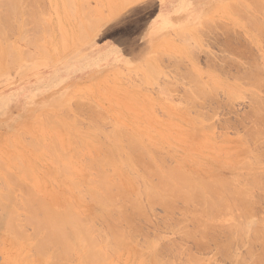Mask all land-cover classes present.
<instances>
[{
  "label": "rangeland",
  "instance_id": "rangeland-1",
  "mask_svg": "<svg viewBox=\"0 0 264 264\" xmlns=\"http://www.w3.org/2000/svg\"><path fill=\"white\" fill-rule=\"evenodd\" d=\"M20 1L23 2L22 6L29 7L28 4L31 5V3L28 2L29 0H27V1L26 0L25 1L19 0V2ZM35 1L33 0L32 3L34 5H37L38 0L36 1V3H34ZM65 1H67V0H41L40 1L41 3L38 4L39 5V7L37 6L38 10L40 8L43 11V13L40 10L39 14L41 16L40 15L39 16L37 15V16L42 17V21L44 22V28L46 26L45 24H47L48 30L47 29H45V30L48 31V34L46 33L47 31L44 32L45 30L43 29V24H42L40 18H39V20L41 23L39 22V20L37 21L35 19L37 17L36 15H35L36 16L35 18L33 17L34 15L31 16V14H33V13H36V12L38 13L37 8H36V12L34 10L36 6L34 7V9H32L33 4L31 5L32 7L30 8L33 10L32 11L33 13H31V11H29V9L26 10L25 7L24 8L26 11L24 10V12H23L22 9L20 11V8L22 7V6L20 7V5L22 3L20 2V4H18L19 2L17 1V3H15V4H18L17 7H19V9H18L19 15H18V17H16V19H17L16 21L14 19L18 13L16 14L14 12L15 16L12 13H10L8 15V16H10V18L13 16L11 19L7 18L10 20L13 19L12 22H10V20L8 21V23L10 22L9 24L12 23L9 27H7L9 24L7 26L4 25L5 23L7 24V22L3 23L5 21L4 17L1 18L3 14L0 15V32L2 33V34L0 33V36H2V39H3V36H6V38L4 37L5 40L8 38L7 42L3 39V40H1L3 42V44H2V42L0 44V54H1L0 55V137H2V138L7 137V139L6 138L5 139L9 141V143L6 140L4 141L3 139H2L3 142L0 141V154L2 153V155H0V165H2V163H4V162L5 163L9 162V164L7 163V165L4 164L0 167L2 168L3 172L7 171L11 175L14 174V176H15L14 179L16 178L18 180L17 182H19V184H20V185H17L18 188L16 186V189H15L18 191H14L13 190L14 188H12L14 185H10V186H8V185L11 183L10 181H13L12 183L15 184L14 182L16 180L14 181V179L11 177L12 180L9 179V182H10L9 183L7 178H4V177H6L5 175H8L7 177H10L9 174L5 172L6 174L4 173L5 174L4 175L2 170L0 169L1 170L0 177L2 178V181H5V180L7 181L5 183L0 182V184L3 185L6 183L7 184L9 183L8 185H3L2 189L0 188V191L4 192L5 191L4 188H5L6 190H8V192L6 191L7 197L8 196L10 197V195H11L12 196L11 198L16 199V201L21 200V198L24 197L23 194H25V198H26L24 200L25 206L23 205V203H21V201H19V204L21 203L19 205L18 201H17V204L19 205V206L17 205L18 210L16 209V207H17L16 206L15 208H13L16 210H14V213L12 212V214L17 216L18 224L22 225L20 227H23V229L19 228L18 230H22L21 231L22 233H24L23 231H25V234H27L29 236L33 235L32 237H35L34 239L33 238L28 239L29 237H27V239H26L24 234L20 233L19 236H17L20 231H18V232L16 231L15 234H17V235H12L11 237L15 236L16 239H17V237H18V239H20V236H21V238L26 239V241L30 242V240H31V242H30L31 245L28 242H24L23 239H20L23 241V244H22V241H20V240H16L15 241L16 243L14 242L15 244L10 243L11 241H14L13 239H15V238H13V239L10 238V234H12V232L14 233V231H12L11 233H10V231L13 229L14 230L17 229V228H15L18 226V224L16 223L17 220H12V222L14 221L15 225L16 224L17 225L15 226L13 224L14 227H12V229L10 226V230L8 229L7 224L3 223L4 224L3 226L5 227V230H4V227L0 223V226H2V229H0V230H2V231L4 230L3 232L0 231V237H1L0 238V264H26V263L36 264L37 262H39V259L42 258L41 256L43 254H44V257L40 260V262L38 264H42V263L43 264H49L48 261L53 258V257L50 258L51 252L53 254L52 248H50L51 252L48 253V251H49V249H48V250L44 251V253L42 255H40V253L37 250H35V248H33L32 249L33 252H31L30 248L32 247V245L36 241L35 239L38 236V235H36V234H38V231L35 230L36 226H33V225L29 224V221L28 222L26 221L30 214L28 213L27 214L28 217L25 218L27 215H26V213H24V211L29 212V211H26L28 209V208H26L27 207L26 201H28L27 196L29 197V195H26V194L31 192L30 190H32V192H34L35 195L38 196L37 199L39 198L41 200V198H42L41 203H44L47 200L46 202H48V205L44 203L45 205H47V207H49L51 205L49 203V201L52 203V198L54 199V197H52V195H55V197L57 196L55 201H53L56 203L52 204L54 207L53 206L51 208L49 207L50 209L54 208L56 211L57 210L66 211L67 209L66 210H63V209L66 208L70 203L67 201V199L70 201H73L74 203L72 202L68 206V208H71V207H73V208H71L69 210H71L72 212L74 211L73 213L76 214L81 221L86 222V219L90 220L89 224L91 222V225H89V226L91 227V230L94 233V234L93 233L92 234L94 236H97L99 239L103 238V235H106V233L108 232L107 229H105V228H107V226H106L105 222L103 221L104 219L101 220L102 219L101 217L99 219V217H97L98 214L96 215L97 218L95 217L96 219L90 218V217H88V215H86V213L90 212L88 214H90V216L93 217V216H95L94 212H95V214L100 213V211L105 208V205L100 203V202H98V203L102 206H100L99 204L96 205L97 203L95 204L96 205L95 206L94 203L96 202V200L98 198L94 197L93 195H91V193L89 194V192H88V190L90 191V189L92 190V188L95 189L94 191H96V192L98 190L99 193H101L103 191L102 188L100 189L101 186L99 185L98 181H97L98 184H95L96 185V187H95V186H93L94 185L93 182H92V186H91V183L87 184V183H89L90 180L87 181V179H86V178H89L92 181L95 179V181H96L97 180L96 177L99 176V174L102 175V173H103V176H105V177L107 175L108 179H107V177L105 179L109 181V182L107 181L109 184V190L114 191V192L112 191L111 193L113 194V196H115V198H116L115 194L120 192L122 189L124 190V188L126 187L125 188L126 191L124 190V192H123V190H122V193L129 195L128 199L126 197L124 198L126 201V202L124 201L125 202L124 208H126L127 210H125L123 208V205H122L123 203L122 204L119 203V202H123L120 199H118L119 197L117 198V200L119 202H118V204L116 202V204L118 206L119 205L122 206L121 208L124 209L125 212L126 211L128 212L129 210L131 211V212L130 211L128 212L129 214H127V217L129 218L128 215L131 216L133 221L131 220V218H129V219L134 223V224L131 223V226L132 227L135 226L134 228H136L135 229L136 232L135 231H133V233L129 232L130 234L131 233L135 234L134 238H133V235H130V238L132 236V239H133V240H131V244H133V245L129 244L130 242L127 243V245L125 243V240H124L125 238L127 241H129V238H128L129 233L128 234L126 233L127 235L125 236V238H121V240L122 239L124 240L123 244H125L126 246L123 245L121 241L120 242L119 241H116V242L110 241L109 243L106 244L109 247L113 248V251L116 250L115 248H118V252H117V250H116V252H111L112 255H110V256H109V254H111L110 253L111 248H109L110 250H108V248H107V251H109V252H107L106 250L103 249V248H105L103 246H106L105 243H102V244L100 243V245L98 244V248L99 247L101 248V246L103 247L102 250L99 248L100 251H103V253L106 254V256H105V254H103L101 252V256L99 258L100 259L103 258L104 261L106 260V258H107V260L109 259L106 264H139L140 262H141L140 264H142V263L153 264V262H154L152 259L153 256L151 257V255H153L152 254L153 252L151 253V251H154L155 250L154 248H156V247L159 251H161L160 255L158 253V256H160V257H157V259L159 260V258H160L162 264H168V263L169 264H183V263L184 264H239V263L243 264L244 262H245L244 264H256L255 259H252V257L257 255L258 253L262 254L260 252L264 253V251H263L264 250V246H263L264 245V237H263L264 232L262 235L261 234L262 231L259 230L261 232V233L259 232L261 235L258 234L259 238L258 237H256V239L253 238L254 242H252L253 240L250 241V240H247V238L245 239V237H242L241 239L237 238V234H236L235 235L236 240L233 239V241L235 243L231 241L230 242L231 244L230 243L227 245H221V244L222 243L226 244L225 243V239H226L225 238V231H226L225 228L228 225L231 226L234 223L237 224V222L240 221V219L242 221L244 216H245V219H249L246 217L249 214H253V215H251L252 217H250V219H249L250 222L255 224L259 220V222H261V223L258 222V224H262V225H258V224L257 225L261 227L260 229L263 228V231H264V203H263L264 202V191H263L264 185L262 187V190L260 188H259V190H258V188L257 189L254 188L252 190V193L255 194L254 197H256L257 199L256 198L254 199L251 196V198L253 199L252 201L253 202H254V200H256V201L254 203L255 205H252V206L250 205L252 207L251 209L249 208L250 206L248 207L251 210V211L247 210L248 213L250 212L248 215L243 216V213H245V212L241 211L240 208L242 209V206L238 205L240 207H238V206H236L235 208L233 207L232 210L229 207L230 211H228V210H223L225 212L221 211L220 212L221 214L219 213L218 218L216 217L217 219H215V221L212 220V221H214L212 223V224H214V226H212V229H213V227H217V226H219V228L221 227L220 231H219L218 227H217L218 230L216 228V230L219 231L217 233L219 235L216 236L218 239L216 237H214L215 240L217 239V241H215V240L212 241L213 238L211 239V241H209L210 240L209 235L211 234V232L212 233L216 232L215 228L213 230L210 229V230H206L205 232H203L206 228L208 229L211 227V225L210 226L208 225L209 226L208 227L207 224H205L207 227L204 224L202 225V223H204V222H202L203 221L202 219H204L206 222V220H207V219H205L206 217H203V218L201 217L202 218L201 219L200 217H198L199 213L197 214L196 212L195 213L192 212V211H195V207H196V209L198 208L199 202H198V204H197V202H194L193 205L194 206H195V204L197 205L195 207L192 205V203H193L192 202L191 204H189L190 207L187 206L188 208H186L185 207L186 204H183V201L181 202V200L179 201V199L178 200L173 199L174 201L172 202V200H171L170 202H172L175 207L172 204H170V205H172V208H170V206H168V209H169L168 210L166 208L167 206L166 207L164 206L165 204L157 203V205H156V203L155 204L151 203L152 204L151 205L150 202L147 203L149 200L147 198L146 192H147L148 188H149V190L152 188L153 191L155 190L156 193H157V191L160 192L158 190V187H156V188H154V187L158 186V184H156V182L158 180H160L159 177H162V176L167 177V175L164 174L166 172L165 168L167 166L169 168H171L170 166H173L174 168H172V171L176 168L177 170H179L177 172H182L183 175H185V177L189 181L194 182L196 185H199V188H201L203 186V185L202 186L200 185V183L203 182V181H201L202 178H203V180L204 179L207 180L205 182L210 181V183H211V181H214V183H215L216 180H219L222 178V179L227 180L229 183H234L235 185L239 186V184H237L238 183L237 181L242 179L239 182L243 183L244 181H246L247 178L241 177L240 179H238L237 175H240V176H242V174L243 175H245V174L250 175L249 174L250 172L251 173L256 172V171L261 172L264 169V167H263L264 161H261V163L263 165L262 164L258 165L259 163H257V161H256L258 159L255 158L256 164L254 163V161L251 160L252 159L251 157H253V156L259 158L258 155H260V154L259 153L255 154V150L260 148L259 152L261 153L263 151L262 153H264V149H263L264 148V146H263L264 145V143H263V141H264V131H263L264 126H263V124L264 123L263 122L264 121L260 120L263 118H260V113L258 114V110H256V108L258 109L260 104H257V101L254 100V98L258 99V97H261V96H262L261 98L264 99V92H263L264 88L263 89L261 88L258 90V88H260V87H258V88L255 87V85H256V84H254L255 82L253 83L252 81L249 80V79H251V80L253 79L252 74L255 71H257L259 73L260 72L259 70H261V69H258V67L255 70L256 67H254V65L255 66L261 65V68L263 71L262 73L264 75V60H263L264 59V36H262L263 34H260V33H262L261 29L258 30L261 26L264 25V23H263L264 17L262 16L264 14L263 13L264 12V1L258 0V2H260V4L259 3L258 4L260 5V7H262L261 10H262L263 14L261 13V15L259 14L261 12V10L259 9V6L255 3V0H253V1L252 0H244L245 2L243 0H237L245 6V9H242V8H244L242 4H241L242 6L241 5L238 6L236 3L237 2L236 0H131V2H128V3L126 2L127 0H87V3L89 5V9H92L94 11L93 12L91 10L93 14L90 12V10H89L90 14H89V12L85 13V11H87L84 8L86 5L84 2H83L84 3L83 4L82 1H80V0H72L73 4L70 3L71 2L70 0H68V1H70L69 4L67 3L68 1L66 2V4H68V5L65 4ZM84 1H86V0H84ZM122 1H125V3ZM3 2H5V0H3ZM227 2H229V3L231 2V4L236 6V8L239 7L238 9L241 12H243V14L242 13L240 14L239 10H238V12H235V7L233 5H231V6H233L234 8L230 9L229 8L230 4H228V6H227ZM0 3H1V1H0ZM97 3H101V6H99L100 9L97 6ZM120 3H121V5H120ZM248 3L256 4L257 6L256 5H254V6L259 11L257 9H255L254 6L253 7H252V5L250 6V4H248ZM70 4H72V5H70ZM80 4L83 5V8L82 7L81 8L84 11L81 10V12H79L80 11V6H79ZM222 4H224V5H222ZM98 5H100V4H98ZM70 6H73L72 7L73 10H71ZM90 6H91V8H90ZM5 7L4 6H3V8L0 7V13L1 12H3V13L7 12L8 13L9 9L7 7L6 8ZM17 7H14V9L16 8L15 10H17ZM217 7H220V8H217ZM67 8L73 13H70V11H68ZM87 8H88V6H87ZM247 10H248V12H247ZM223 11L224 12L226 11V12L224 13ZM22 12L23 13L26 12V15L23 14V16H22ZM81 13H83V15L89 14V16H88L89 18H91V16L93 17V19H94V17L97 18V19L96 18L95 19L98 21H96L94 19L95 20V22H94L92 19L93 22L89 23L90 20L85 15V17L89 20V21L87 20V22L89 24L88 27H90L91 29H89L87 27L88 24L86 25L85 20L83 21L84 17L82 15L80 16ZM249 13H252L253 15L251 16V14H249ZM245 15L248 16L249 20L247 18H245L246 17ZM4 16H5V14H4ZM19 16H20V18H19ZM27 16L32 17L30 20V24H29V21L27 22L28 19L25 18ZM256 16L258 18H256ZM38 17H37V19H38ZM210 17L213 18L212 19L213 21L211 20ZM33 18L35 19L36 22L39 23V24L37 23V25L39 27L41 26V28L35 27L36 22H34V20L32 21ZM251 18L253 21L250 20ZM260 18L262 19V21H261L262 23H260V24H263V25H261L259 27V24L256 22V20L258 21ZM18 19H19V21H18ZM101 19H102V21H101ZM206 19H207L206 22H208L206 24H208V25H205L203 23V20L205 21ZM22 20H24V21L22 22ZM99 20L101 22H99ZM208 20L211 22H209ZM31 21H32V23L34 22V24H32ZM254 21H255V23H254ZM16 22H18V23L16 24ZM24 22L26 24L25 27L23 26L24 24L22 25V23H24ZM77 22L80 23V25L82 26V27H78V28H81L80 31H84V32H81V33H83L81 36H79L80 34L77 31V25H74V24H77ZM2 23L5 26V28H7V29H4V26H2ZM209 23H212V24H209ZM13 24H15V25L13 26ZM93 24H95L96 26ZM33 25L35 28L34 27L32 28ZM254 25H258V26H254ZM10 27L12 30L9 29V31H8V28H10ZM23 28H25L26 31H25V29L23 30ZM30 28H32L33 30ZM254 28H256L257 31ZM3 29H4V32H2ZM34 29H38V31L37 30H35V31H37L38 33L42 32V34L39 36V34H36ZM39 29H41V30H39ZM263 29H264V27H263ZM5 31H6V34H5ZM254 31L255 32L260 31V33L257 34ZM32 32H34L36 34L37 38L33 37V35L35 36V34ZM3 33H4V35H3ZM24 33H26V34H24ZM44 33H46L47 36ZM22 34L26 35V38H25V36L23 37ZM31 34H32L33 39H40L42 37V42H40L41 39L38 41L32 40L33 41V44L31 43L32 46L29 43L30 41L25 43V41H23V39L27 41V39H28L27 37L31 36ZM184 34H185V36H184ZM255 34H257L258 36ZM38 37H40V38H38ZM195 37H197V38H195ZM46 38H48L47 42L45 40ZM230 38H231V40H230ZM233 38H235V39H233ZM18 39H20V40H18ZM29 39L31 40L32 38H29ZM185 39H186V41H184ZM117 41H120V42L118 43ZM224 41H225V43H224ZM227 41H229V42H227ZM34 43H35V45H34ZM191 43H192L193 47L191 46ZM6 44H10V45H8L6 47ZM40 44H41V46H43V48H44V50H46V52H44V50H43V52L40 51V48H41V50L43 49L40 46ZM3 45H4V47H3ZM196 45H197V47H196ZM187 46L188 47L190 46V47L187 48ZM239 46H241V47H239ZM54 47H56V48L54 49ZM7 48L13 49L15 51V54H14L13 50L10 51V49H7ZM22 48H24L23 50L26 49L28 51L27 56H26V54L23 55V53H25V52L20 53ZM232 48H234L235 50ZM29 49H31V50H29ZM192 50H194V51H192ZM27 51H26V53H27ZM30 51H31V53H30ZM4 52L6 54L8 53V55L6 57H5ZM11 52L13 55H15L17 57H11L12 56ZM191 52H193L194 54ZM9 53H10V56H9ZM156 53L157 54L161 53V54L159 56H157ZM163 53H165V54L163 55ZM30 54H32V56H33L32 58H31V56H29ZM35 54H37V55H35ZM45 54L47 56H45ZM8 56L10 57V59L13 60L14 63L8 58L9 61H11L13 64L9 63V61L7 59ZM25 56L30 57V58L26 59ZM150 56L152 59L150 58ZM153 56H155V57H153ZM222 56H224L225 58ZM227 57H228V59H227ZM240 58H242L243 61ZM210 59L212 62L210 61ZM4 60H6L7 62H4ZM255 61H256V63H255ZM259 61H260V63H259ZM6 63H8L10 65H8V64L6 65ZM235 63H236V65H235ZM245 63H247V64H245ZM208 64H209V67H208ZM5 65H6V67H5ZM2 66H3V68H2ZM8 66H10V67H8ZM230 66H232V67H230ZM244 67L247 69V72H246ZM222 68H223V70H222ZM252 69L254 72L251 73V75H250L252 77L251 78V77H248L247 75H249V73L252 72ZM147 70L149 73L147 72ZM241 71H242V73H241ZM248 71H250V72H248ZM231 72H232V75H231ZM150 73L153 75H151ZM235 73H237V74L235 75ZM246 73H248V74H246ZM262 73H261V75H262ZM243 75H245V76H243ZM261 75H259V76H261ZM177 77H178V79H177ZM254 77H256V75ZM245 82H246V84H245ZM193 83H195V85ZM199 83H200V85H199ZM251 83L254 84V87L252 86ZM197 84L199 85V87ZM211 87H212V89H211ZM200 93H201V95H200ZM47 94H48V96H47ZM256 94H258V95L254 96ZM39 99H41V100H39ZM258 100H261V99H258ZM186 102H187V104H186ZM46 108H48V109H46ZM263 109H264V106H263ZM80 111H82V112H80ZM87 111L90 112L91 115ZM91 111H93V112H91ZM262 111L263 110H261V112ZM61 112H62V115L60 116ZM64 112H66V113H64ZM96 113H97V115H96ZM257 114H258V116H257ZM44 115H47V116H44ZM48 115H49V117H48ZM68 115L71 117V119H68V118H70ZM100 115H101V117L103 116V118H100L99 117ZM57 116H60L59 119ZM67 116H68V118H67ZM89 117H91V118H89ZM132 118H133V120H132ZM257 118L258 119L260 118L259 120L262 122V126H260L261 122ZM43 119H49V120H51V123L49 122V120H46L49 122L48 123V122H45ZM62 119H65L66 121H69V122H65L63 120V122H64L63 123ZM76 119H77V122H76ZM102 119H103V121H102ZM250 119H252V120H250ZM23 120H24V122H23ZM255 120H256V127L257 128L255 127ZM74 121L76 123L73 124L72 122H74ZM32 122H34V123H32ZM37 123H40V124H37ZM42 123H46L47 125H45V127H44V124L41 125ZM65 123H67V126H69L70 129H69V127L66 126ZM88 123L91 126H89ZM92 123H94V124H92ZM25 124H27V125H25ZM32 125H33L34 129H33ZM57 125L58 126L60 125V128H62V129L65 128L66 133L65 132L63 133L62 129H61L62 133H59L61 130H60V128L57 127ZM210 125H211V127H209ZM19 126H21V128ZM27 126H30L33 131L30 129V127L27 128ZM46 126L47 127L51 126L50 127L51 129L49 128V132H47L48 128H47V130L45 129ZM246 126L249 127L250 133H249V131L248 132L246 131V130H248V128ZM24 127H25V129H24ZM52 127H54L56 132H54L55 130H52ZM92 127L95 128L94 129L96 131L95 133H93L94 130L92 129ZM250 127H251V130H250ZM253 127H255V128H253ZM258 128H260L259 129L260 132H258V134L253 133V136H252L251 135V133H252L251 131H253L252 129H254V131H255V129L257 130ZM43 129H45V130H43ZM118 129H120V130H118ZM58 130H60V131L58 132ZM110 130L113 131L114 135L112 133H110L111 132ZM121 130L126 131L125 133L127 134V136H130L131 140L134 139L136 141L135 142L133 140V143L130 141V143H132V144H130L131 147H134L136 144V145L140 146L139 149L143 148L141 150H139V149L134 150L135 147H138V146H135L133 148V150L135 152L136 151L137 152L141 151V153L144 152L143 154L140 153L139 155L140 156L143 155V158L144 157L147 158V156H148L149 160L151 159L152 162H150V161L149 162H142L143 159L141 160V162H140V160H134L137 156L134 157L135 154H131L130 158H132V155H133L132 161L135 162V167L133 164H131L133 162L129 158V155H128L129 152L127 150H125V148H124L125 147L124 142H126L128 144L130 138L129 137L126 138L127 137L126 134H124L125 137L123 135H121V133L123 132ZM114 131L115 132L118 131L116 133H119L120 136H122V137L116 136L117 134H115ZM67 132H70L69 135H67ZM17 133H19V134H17ZM46 133H48V134L50 133L51 135L53 134L55 136V139H54V137H52L53 135L51 136L49 134V136H48V134H46ZM77 133H79V134H77ZM260 133H262V135ZM42 134L46 135V136H41ZM14 135L16 137H14ZM73 135L78 137L77 139H80V140L82 139L81 142H78L76 137ZM19 136L21 139L19 138ZM60 136L63 138H61ZM68 136H70V137H68ZM108 136H110L111 138H109ZM112 136H116V138L114 137L115 142L122 140L123 143L122 142H119V143L116 142L117 145L112 144V142H113ZM250 136H252V138ZM50 137H52L55 140L57 145L52 143V142H54V140H51L52 138L50 139ZM64 137H65V139H64ZM118 137L120 139L117 140ZM15 138H17V139H15ZM22 138H24V139H22ZM38 138L42 139L40 141L42 143V146L45 147L44 149H46V148L51 149L52 152L54 150V152H53L54 154L51 152V150H49L50 153L48 151H47L48 154L45 153L46 151L45 152L43 151L44 149L42 148V146L41 145L38 146V144H40L37 142V141H39ZM29 139H32L30 141L33 143L27 141ZM43 139H45V140H43ZM68 139L70 140L69 142H68ZM72 139H74V140H72ZM106 139L112 140L111 147L108 144V143H110V142H108L109 140L106 141ZM127 139H128V141H127ZM261 139H263V140H261ZM0 140H1V138H0ZM57 140H60L62 142H64V140H65V142L60 143V141H57ZM244 140H246V141H244ZM21 141H24L25 143H23V145H22ZM46 141L51 146H49L46 143ZM49 141H51V143ZM73 141H75V142H73ZM142 143H144V144H142ZM9 144L11 145V147L14 148L15 151H13V148H11V150H9L10 149V147L8 146ZM30 144L32 145V149L31 148L29 149V147H31ZM118 144L120 145V147L114 148L115 146H118ZM145 144L147 146H149L150 148H153L154 154H152L153 152L151 149L149 150V148H146ZM259 144H260V146H259ZM33 145H34V147H33ZM78 145H80V146L85 145V147L83 146L85 149L82 147L83 150L81 151V148H80V146L78 147ZM112 145H114V147ZM132 145H134V146H132ZM55 146H57L58 149L55 148ZM86 146H88V147H86ZM38 147H41L42 151ZM64 147H66V149H67L66 151H68L74 147L73 148L74 153H73V150H70V153H69V151H68V153H65ZM94 147L96 149L97 148L98 149L96 150ZM17 148L19 149V151ZM112 148H114L115 150L114 149L112 150ZM120 148L122 149L121 151H120ZM126 148H128V146ZM20 149H22V150H20ZM135 149H137V148H135ZM5 150L10 151V152L12 151L11 153H9L10 156L13 155L10 158L11 160L15 156V158H14L15 160H13V162L9 159L11 161L12 165L10 164V161H8V157H10V156H8V154L6 155ZM58 150L59 151L61 150L63 152V153L61 152L62 153L61 154L62 160L60 159L61 157L59 155L60 153ZM133 150L131 148V151H133ZM71 151H72V153H71ZM75 151H78V152H75ZM96 151H99V152H96ZM113 151L114 152L116 151V152L114 153ZM123 151H125V153H127V155H125ZM15 152H16V154L14 155ZM20 152H23L24 154H22ZM29 152H32V153L29 154ZM34 152H36V154L37 153L38 154L36 155ZM42 152L45 154H41ZM80 152H82V155L84 157L78 156L80 154ZM118 152H121L122 154H120V153L119 154L122 155L123 157L128 156V157H126V160L123 159L122 156H119ZM135 152H133V153H135ZM137 152H136V155H137ZM145 152H146V154H145ZM149 152H151V154L153 156L154 155L156 156V152H157V154L159 152V154H158L159 156L161 153L162 155L160 157L157 155V158H159V159L162 158V160L164 159L163 161L160 160V162L165 163L164 165H166V166H163V163H159L158 162L159 159L156 160L157 158L156 159H155V157L153 158V156ZM95 153H96V155L97 154L98 155L95 156ZM130 153H132V152H130ZM34 154H35V157H34ZM63 154H64V159L66 158L67 160L63 159ZM66 154H68L69 157H68V155L66 156ZM70 154H71V156H70ZM144 154H145V156H144ZM52 155H54V156L56 155V157L53 156L50 159L49 156H52ZM85 155L87 156L86 157L87 159L85 158ZM99 155H100V158H99ZM249 155H252V156H249ZM24 156H25V159H24ZM72 156H74V158L79 159V160L71 158ZM75 156H77V157H75ZM92 156H93L94 160L92 159ZM80 157H82V159L85 158L84 160H88L90 158L89 160H91V161H89L88 163L91 162V164H90L91 166H93V164L95 166V162L98 163V161H100L101 164H104V162H106L104 165L107 164V168L106 167L104 168L103 165H102V168H99V167H101L100 163H98L100 166L96 163L97 168H95V169H102L103 172H101L100 170H99L100 173H98L99 171H96V170L94 172V171H92V168H91V170L89 169V171H91V172H89L87 169L90 168V165L88 166L87 162L85 161L86 165L88 167H86L85 164H84L85 166H82V164L85 162ZM113 157H114V159H113ZM32 158H34V159H32ZM52 158H54L57 161L59 160V163L58 162H55V163L59 164V165L58 164L57 165L59 168H61V170H63V173L57 167V165L54 163V159L52 161ZM70 158H71V160L73 159L74 161L72 160L73 161L72 162L70 160ZM28 159H30V161ZM129 159L131 162L129 161ZM248 159L250 161H252L254 164H252V162L250 164V161L248 162ZM259 159L261 160V158H259ZM253 160H254V158H253ZM33 161H35V162H33ZM115 161H116V163H115ZM143 161H145V160H143ZM43 162H44V164H43ZM46 162H48V163H46ZM157 162H158V164H157ZM17 163H18V165H17ZM52 163H54L55 165ZM120 163L122 165H120ZM143 163H145V164H143ZM148 163H150L151 165L154 163L155 167L158 168V169H155L153 167V165L152 166L150 165L151 167H149L148 169L146 168L147 170H150V172H154L152 174L153 177L151 175H150V177L148 176L149 174H151L150 172H149V174H147L148 171H146L145 169L143 170V168H145L146 166L147 167L149 166ZM155 163L158 166L161 164L162 168L163 167H165V168L162 169L161 166H159L160 167L159 168ZM60 164H63V165H60ZM137 164H140V165H137ZM141 164H143L144 166L139 168V166H141ZM179 164H181V166ZM245 164H247L248 166L252 165V167L258 166V168L256 171L253 169V172H252V169L249 168L248 166H247L248 167V169H247L245 167L246 166ZM31 165H32V167H31ZM67 165L70 168L72 166V168L70 169ZM124 165H126V166L124 167ZM189 165H191V166H189ZM12 166H15V167L20 166V167H19V169H17L18 167H16V169H15V167L13 168ZM24 166H25V169L28 167V172L30 170V174H31V175L29 174L30 177L26 178V176L24 175V174H26L27 169H26V172H20V171L24 170ZM77 166H78V168H77ZM108 166H110V169H108L109 168ZM197 166H198V168H197ZM259 166L262 168H260ZM4 167L6 168L5 170L3 169ZM73 167H75V168H73ZM83 167H85V170ZM116 167H118V168H116ZM122 167L124 169H122ZM136 167H137L138 171L136 170ZM168 167H167V170H169ZM233 167H235V168H233ZM243 167H245V170ZM49 168H50V170H48ZM55 168H56V170L59 169L60 173H62L63 175L62 174L59 175L60 173H58L57 171L56 172L53 171ZM150 168H152V169H150ZM126 169H128L129 171H132V173L134 172L137 179L136 178L133 179L134 178L133 177L134 174H133L132 175L133 180H132L129 176L130 172ZM140 169H142V170H140ZM190 169H192V170H190ZM67 170H68V172H67ZM83 170L86 174H88L87 172H89L90 174L87 176H86V174L83 175V173H84ZM120 170L123 172H121ZM124 170H126L128 172H126ZM195 170L197 171V173ZM118 171L124 175L122 176L121 174H119ZM143 171L146 173V175H145V173L144 174L140 173ZM157 171H158V173H157ZM192 171H194V173ZM243 171H246L247 173H245ZM28 172H27V176H28ZM93 172L95 174H93ZM198 172H199V174H198ZM234 172H236V173L239 172L240 174L237 173V175H236V173H234ZM40 173H43V174L41 175ZM48 173H51V174L49 175ZM96 173H97V176L94 178V175H96ZM45 174H48V175L46 176ZM117 174L120 178H118ZM127 174L131 180L126 179V177L128 178ZM155 174H157V178H156ZM167 174H169V173H167ZM75 175H78L77 178ZM79 175H81L80 177L82 179H79L80 178ZM108 175L109 176L112 175L110 177H113L114 179L112 178L113 179L112 180ZM82 176L83 177L85 176L86 178H83ZM231 176H233V177H231ZM21 177H22L24 183L19 181V180H22ZM147 177H148V179H152V180L149 181L147 179ZM168 177H170V176H168ZM218 177H220V178H218ZM236 177L238 180L236 179ZM25 178L27 180H25ZM29 178H31L32 182L30 180H28ZM66 178L69 180H67ZM193 178H195V179L193 180ZM199 178H200V180H199ZM216 178H218V179H216ZM138 179H140L141 181L139 180V182H137L138 183L137 184L136 181H138ZM243 179H245V180H243ZM70 180H73V182L76 181L75 184L77 182H79L78 185H76V186L77 187L81 186L80 187L81 190L83 189V186H85L84 189L85 188L88 189L89 187H91V188H89L87 190V192L85 191L86 189L79 192V193H82L83 191H84L83 193L86 192L85 194L82 193L83 195H81L79 197L78 193L77 194L75 193V190H77L79 188H75V187L73 188V185H72V188H70L71 187V185L69 183V182H71ZM115 180L118 182L116 183ZM120 180H121V182H120ZM122 180H123V182H122ZM195 180H197L198 182L197 181L195 182ZM57 181H58V183H57ZM67 181H68V183L67 184L65 183V185H63V183L67 182ZM127 181H129V182H127ZM131 181H133V182H131ZM73 182H71V183H73ZM80 182L82 184H80ZM140 182L143 183V185H141V186H143V187L145 186L144 188H145L146 192L144 190H143L144 192L142 191L143 187L138 190L137 185H140L141 184ZM149 182L150 183L153 182V183H155V185L152 183V185H154V186H151V184ZM31 183H32V185H31ZM44 183H45V185H44ZM132 183H133V185L136 184L137 189L134 188L133 185H131ZM157 183H159V182H157ZM263 183H264V181H263ZM115 184L119 185L122 189H120V187H118V186H115ZM122 184H125V186L122 187ZM22 185L24 188L21 187ZM97 185H98V187L100 186L99 189L97 188ZM148 185L150 187H148ZM59 186H61L59 188L60 190L58 189ZM112 186L114 188H111ZM20 187H21L22 191L20 190ZM115 187H118L120 190H118V188L116 190ZM131 187H133L134 191ZM146 187H147V190H146ZM62 188L66 192H64V190ZM24 189H25V191H24ZM27 189L28 190L30 189L29 192H27ZM57 189H58V191H57L58 193L55 192ZM70 189L71 190L73 189V190L71 191ZM47 190L49 192H47ZM23 191L27 192V193H23ZM41 191H43L44 193H41ZM135 191H138L137 193L140 194V197H141V195L143 196V197H141L142 202L139 199L140 197L137 196L138 194L133 193ZM70 192L74 193V195H72V193H70ZM129 192H130V194L132 193L134 195L135 199H136V196L138 197V201L141 202L140 204H142L143 207L145 208V210H142L143 212L141 211L143 214L142 213L136 214L135 212L133 213L135 207L130 208L133 205L130 202V200H131L130 197L132 195L130 196ZM142 192L146 193L145 196ZM47 193L49 194V196L47 195ZM50 193H51V195H50ZM66 193H69L71 197H69V194H66ZM29 194L32 195V193H29ZM62 194H64V196ZM101 194L102 195L105 194L104 191ZM101 194H98V195H101ZM2 195H4V194H2ZM20 195H22L21 198H19ZM118 195L120 196L121 194L118 193ZM32 196H34V195H32ZM32 196H30L31 199H33V198L36 199L35 197H32ZM73 196H75V197H73ZM122 196H125V195H122ZM2 197H4L3 198L4 200L6 199L5 196H2ZM2 197H0V204L3 201L2 202L3 208L5 205L8 206V208L10 207L11 204L14 205V199L12 202L10 200V198L8 197L9 199L5 200L7 202L6 203L2 199ZM93 197L95 198V200L93 199ZM131 198H132V201H134L133 197H131ZM31 199L29 198V201ZM43 199L44 200L46 199V200L43 202ZM61 199H65L64 202H63V200L61 201ZM75 199H77V200L74 201ZM258 199H259V201L257 203ZM56 200L59 201V203ZM117 200H115V201H117ZM16 201H15V205H16ZM35 201H38V200H35ZM252 201L250 204H253ZM22 202H23V200H22ZM66 202H67V204H64ZM145 202L147 204H150L151 208ZM57 204L58 205L60 204V205L58 206ZM64 205L66 207H64ZM82 205H84L85 207L84 206L81 207ZM92 205L94 206V208L92 207L93 208L92 210L96 209L95 211H93V213L91 212L92 210H90ZM145 205H147V206H145ZM74 206H76V207H74ZM77 206H79V208ZM253 206H254V208H253ZM87 207H88V209H86ZM98 207H101V210ZM162 207H164V208H162ZM192 207H193V209H192ZM3 208L0 205V210H1L0 211V221L4 215L7 207L4 208V210H3ZM184 208H186L187 210ZM79 209L80 210L82 209V210L80 211ZM84 209L88 210V212H84V214H83V211H86ZM131 209H133V210H131ZM11 210L12 209H10V213H11ZM239 210H240V212H243V213L240 214V212H238ZM144 211H147V212H144ZM151 211H153V213ZM188 211H190V212H188ZM232 211H234V212H232ZM6 212H7L6 215L8 216L9 210L7 209ZM186 212H188V213H186ZM147 213H149V214H147ZM190 213L193 216H194V214L195 215L197 214L195 217H197L196 218L197 220H199L198 218H200V220H199L200 222L199 221L195 222L194 217H192V215ZM236 213H239V215ZM134 214H135V216H134ZM10 215L11 214H9V216ZM148 215H149V217H148ZM221 215L223 216V218ZM237 215H238V217H237ZM137 216H139V218ZM240 216H242V218ZM140 217H141V219H140ZM253 217H255V218H253ZM260 217H262V218L260 219ZM4 218L6 219L5 216L3 217V219ZM11 218H12V216H11ZM13 218H15V216H13ZM21 218H23V219H21ZM142 218L144 219V221ZM185 218H186V220H185ZM219 218H221V219H219ZM257 218H258V220H257ZM7 219H8V217H7ZM164 219L165 220L167 219V221H164ZM170 219H171V221H170ZM245 219H244V222H245ZM253 219H255L257 221H255ZM24 221H26V222H24ZM177 221L179 222V224ZM191 221L195 223V226L197 225V228L194 226V223H192ZM4 222H6V221L4 220ZM92 222L95 224H92ZM98 222H99V224H98ZM130 222H128V223H130ZM229 222H232V223L228 224ZM242 222H240V223H242ZM118 223H120V224L122 223L121 225L123 227L126 224L125 221H120ZM118 223L116 225H120ZM220 223H224L223 226H221L222 224L220 225ZM240 223L238 222V224H240ZM198 225H200V227ZM99 226H100V228H102L104 226L103 230L105 229L107 232L103 231V233H102L101 232L102 229H101V231H99L100 230ZM122 226H119L120 228L117 226L119 231H121V232L125 230V227H127V226H125L124 228H122ZM32 227H33V229H32ZM129 227H127L125 232L128 231V229H129V231H132L130 229L131 227L130 228ZM140 227L143 229L140 230ZM172 227L175 229H172ZM6 228L9 231L8 230L6 231ZM96 228L99 230L97 231ZM197 229H199L200 231ZM223 229H225V231ZM188 230H189V232H188ZM194 230H196V231H194ZM201 230H203V231L199 235L198 233H200ZM222 230L224 233L222 232ZM183 231L185 234L183 233ZM192 231H193V235H192ZM104 232H106V233H104ZM140 232H142V233H140ZM180 232H182V233H180ZM29 233L32 235H30ZM34 233L36 236L34 235ZM138 233H140L141 235L140 234L138 235ZM147 233L149 234V237H148ZM194 233H196V234H194ZM206 233H210L207 236L208 238L205 237L206 235H203ZM197 234L199 237L197 236ZM217 234L215 233V235H217ZM136 235H137V237H136ZM183 235H185V236H183ZM194 235H196V236H194ZM212 235H214V234H212ZM222 236H224V237H222ZM146 237H147V239H146ZM150 238L152 240L154 238L155 242L152 241L151 243H149L150 247H148L147 244H148L149 240L151 241ZM178 238H180V239L182 238V239L179 240ZM197 238H198V240H197ZM144 239L147 240L146 241L147 243H145ZM192 239L194 240V242ZM220 239L224 240V242L219 243L218 241H221ZM257 239H258V242H256ZM259 240H260V242H259ZM132 241H135V242H132ZM199 241L201 243L204 242V244L206 242L205 247H203L204 246L203 243L201 244V243H199ZM237 242L239 244H237ZM17 243H19V246L17 245ZM25 243H26V245L29 244L30 247H29V245L27 246L28 248L24 247ZM76 243H78V242L76 241ZM143 243H145L146 246ZM157 243H158V245H157ZM118 244L119 245L122 244V246H119V247H121L120 251H119V247L117 246ZM177 244H178V247H177ZM180 244H182V245H180ZM194 244L197 246H195ZM198 244L201 245L202 247L199 246ZM217 244L219 246H216ZM136 245H138V246H136ZM133 246L136 247V249H138L141 246L139 248L140 252L137 250H136L137 251L136 252L135 248L134 249L131 248ZM165 246H168V247L166 248ZM222 246H224L225 248H221ZM23 247H24V249H23ZM33 247H35V246L33 245ZM129 247L131 248V250ZM195 247L196 248L198 247V248L196 249ZM216 247H218V248L216 249ZM19 249H20V251L21 250L22 251L20 252ZM27 249H30L29 252ZM132 249L136 254L137 253H139V254L136 255V254H134V252H131ZM201 249H203V250H201ZM249 249H251L250 250L251 252L249 251ZM13 250H14V252H13ZM70 250L72 253L71 255L73 257L70 255V253L66 254V256H65V254L62 253L66 259L62 256V254L60 255V257L62 256L61 257L62 259L63 258L65 259V260L63 259L65 264L66 263L67 264H79V262H80V264H86V263L90 264L91 263V262L89 263V261H87V262H82L83 260L80 261V259L84 258V252H85V250L82 248V245L80 243H78L77 246L71 245ZM70 250H68V252H70ZM147 250H149V252ZM36 251H37V253H39L38 255H40L39 258H38L37 254H36L37 256L34 255V253H36ZM129 251L131 254L129 253ZM188 251H189V253H188ZM23 252L26 255L24 257H23V255H24ZM223 252L226 254H224ZM17 253H19L18 256L13 257ZM117 253H118V255L119 254L120 255L118 256ZM145 253H146V255H145ZM192 254H193V256H192ZM198 254H199V256H198ZM246 254L248 255L249 258L246 256ZM78 255H81V256H78ZM161 255H162L163 260L161 258ZM241 255H242V257H240ZM169 256H170V259H169ZM190 256H192V258ZM47 257L49 259H47ZM187 257L188 258L190 257V258L188 259ZM227 257H229V258H227ZM27 258H29L31 260L34 258L33 259L34 262H33V260L31 261L29 259H28L29 260L28 261ZM61 258H58V259H57V257L55 258L56 260H58V262L55 259L54 260L56 261L57 264H60L59 259H61ZM99 258H98V260H99ZM195 258H196V260H195ZM143 259L145 260V262H143ZM150 259L153 262L152 261L149 262ZM245 259H247V261ZM250 259H251V261H250ZM45 260L47 263L45 262ZM194 260H195V262H194ZM84 261H85V259H84ZM165 261H166V263H165ZM24 262H26V263H24ZM50 262H51V260H50ZM62 262L63 261H61V264H62ZM98 262H99L98 264L102 263L100 261H98ZM161 262L157 261V263L155 262V264H161ZM102 264H104V262Z\"/></svg>",
  "mask_w": 264,
  "mask_h": 264
},
{
  "label": "bare ground",
  "instance_id": "bare-ground-1",
  "mask_svg": "<svg viewBox=\"0 0 264 264\" xmlns=\"http://www.w3.org/2000/svg\"><path fill=\"white\" fill-rule=\"evenodd\" d=\"M0 1H1V3H0V7H1V8H3V6H4V7L6 6V7L9 9V10H8V13H7V12H5V13L1 12V13H0V15L3 14L1 18L4 17V20H5V21H4L3 23L7 22V24H6V23L4 24L5 26H7V25H8L10 22H12V20H13V19L10 20L13 16L10 18V16H8V15H9L10 13H12V14L14 15V12H15L16 14L18 13V11H19V10H18L19 7H17V6H18V4H20L21 1H20V2H19V0H16V1H15V0H8V1L5 0V2H3V0H0ZM17 1H18L19 3H18V4H15V3H17ZM22 1H25V0H22ZM26 1H27V0H26ZM32 1H33V0H29L28 2H30L31 5H32V4H33ZM34 1H35V0H34ZM36 1H37V0H36ZM36 1H35L34 3H36ZM38 1H39V2H38ZM38 1H37V3L40 4V3H41V2H40L41 0H38ZM67 1H68V0H67ZM67 1H65V4H66ZM70 1H71V2H70ZM70 1H68L67 3L69 4V2H70V3L73 4L72 0H70ZM80 1H82V3L84 2L85 5H86V6L84 5V6H85L84 8L87 10V11H85V13H86V12L88 13L89 10H90V12L92 13L93 10H92V9H89V5H88V3H87V0H86V1H84V0H80ZM236 1H237V0H236ZM243 1H244V0H243ZM252 1H253V0H252ZM262 1H264V0H262ZM7 2H8V3H7ZM122 2L125 3V1H122ZM126 2H127V3H128V2H131V0H127ZM244 2H245V1H244ZM248 2H249V1H248ZM5 3H6V4H5ZM21 3H22V4L20 5V7L23 5V2H21ZM82 3H81V4H82ZM84 3H83V4H84ZM86 3H87V4H86ZM236 3H237L238 6L242 4V3H240L239 1H237ZM238 3H239V4H238ZM255 3L259 6V9L261 10L262 7H260V5H259L260 2H258V0H255ZM258 3H259V4H258ZM1 4H2V5H1ZM3 4H4V5H3ZM38 4H37V5H34V4H33V7H32L30 4H28L29 7H26V6H22V7H23V8L25 7L26 10L29 9V11H31V13H33V12H32V11H33L32 9H34L35 6H36L35 9H34L35 12H36V8H37V10H38V7H39ZM56 4H57V3H56ZM68 4H66V5H68ZM72 4H70V5H72ZM81 4L79 5V6H80V11H79V12H81V10H82V8H83V5H81ZM98 4H100V5H98ZM228 4H230V5H229V8H230V9L235 7V12H238V10H239L238 8H239V7L236 8V6L233 5V4H231V2H230V3L227 2V6H228ZM248 4H250V3H248ZM256 4L251 3L250 6L252 5V7H253V6L256 5ZM7 5H8V6H7ZM15 5H16V6H15ZM28 5H27V6H28ZM41 5H42V4H41ZM120 5H121V3H120ZM123 5H124V4H123ZM222 5H224V4H222ZM231 5H233L234 7L231 6ZM242 5H243V4H242ZM242 5H241V6H242ZM257 5H256V6H257ZM37 6H38V7H37ZM87 6H88V8H87ZM97 6H98V7L101 6V3H97ZM246 6H247V5H246ZM6 7H5V8H6ZM14 7H17V10H15L16 8L14 9ZM22 7L20 8V11H21V9H22V11L24 12L25 8L23 9ZM31 7H32V9H30ZM40 7H41V6H40ZM70 7H71V10H73V9H72L73 6H70ZM70 7H69V8H70ZM81 7H82V8H81ZM121 7H122V6H121ZM243 7H244V8H242V9H245V6H244V5H243ZM254 7H255V6H254ZM90 8H91V6H90ZM217 8H220V7H217ZM224 8H225V7H224ZM67 9H68V8H67ZM99 9H100V7H99ZM99 9H98V10H99ZM101 9H102V8H101ZM255 9H257V8L255 7ZM26 10H25V11H26ZM40 10H41V9L39 8L38 13H37V12H36V13H33V14H31V16L34 15V16H33L34 18H35L37 15L39 16V15H40V14H39V11H40ZM91 10H92V11H91ZM218 10H219V9H218ZM251 10H252V9H251ZM257 10H258V9H257ZM45 11H46V10H45ZM68 11H70V10L68 9ZM82 11H84V10H82ZM220 11H221V10H220ZM226 11H227V10H226ZM226 11H225V12H226ZM244 11H245V10H244ZM258 11H259V10H258ZM23 12H22V16H23V14L26 15V12H25V13H23ZM41 12L43 13L42 10H41ZM90 12H89V14H90ZM93 12H94V11H93ZM223 12H224V11H223ZM225 12H224V13H225ZM247 12H248V10H247ZM247 12H246V13H247ZM29 13H30V12H29ZM29 13H28V14H29ZM42 13H41V14H42ZM70 13H73V12L70 11ZM239 13H240V14H241V13L243 14V12H241L240 10H239ZM258 13H259V12H258ZM261 13H262V10H261V12H260L259 14L261 15ZM263 13H264V12H263ZM263 13H262V14H263ZM4 14H5V16H4ZM12 14H11V15H12ZM89 14H84V15H83V13L80 14V16L82 15V16L84 17L83 21L85 20L86 25L88 24V22H87L88 19H87V18H89V17H88ZM92 14H93V13H92ZM97 14H98V13H97ZM227 14H228V13H227ZM244 14H245V13H244ZM249 14H251V16L253 15L252 13H249ZM18 15H19V13L17 14V16L14 15V16H15V19H14L15 21L17 20L16 17H18ZM25 15H24V16H25ZM35 15H36V16H35ZM85 15H86L87 18L85 17ZM113 15H114V14H113ZM225 15H226V14H225ZM228 15H229V14H228ZM31 16H30V17H29V16L25 17L26 19H28L27 22L29 21V24H30V20H31V18H32ZM38 16H37V17H38ZM40 16H41V15H40ZM245 16H246V15H245ZM262 16L264 17V14H263ZM37 17H36L35 19L38 21L39 18H40V20H41V22H42V24H43V29H44V30H45V29L48 30V26H47V24H45L46 26H45V28H44V22L42 21V17H38V19H37ZM103 17H104V16H103ZM249 17H250V16H249ZM7 18H10V19H7ZM19 18H20V16H19ZM22 18H23V17H22ZM25 18H24V19H25ZM34 18L32 19V21L34 20V22H36ZM85 18H86V19H85ZM95 18H96V17H94V19H95ZM210 18H211V17H210ZM243 18H244V17H243ZM245 18L248 19V16H246ZM256 18H258V17L256 16ZM92 19H93V17L91 16V18H89L90 21L88 20L89 23H90V22H93V21L95 22V20H96L97 18H96L95 20L93 19V21H92ZM98 19H99V18H98ZM212 19H213V18H211V20H212ZM234 19H235V18H234ZM260 19H261V18H260ZM260 19H259L258 21L256 20V22L259 24V27H260L261 25H263V24H260V23H262V22H261L262 19H261V20H260ZM9 20H10V22L8 23ZM40 20H39V22H40ZM248 20H249V19H248ZM250 20L253 21L252 18H251ZM18 21H19V19H18ZM23 21H24V20H22V22H23ZM32 21H31V23H32ZM77 21H78V20H77ZM96 21H98V20H96ZM101 21H102V19H101ZM101 21L99 20V22H101ZM206 21H207V19H206L205 21L203 20V23H204L205 25H208V24H206V23H208V22H206ZM208 21H209V20H208ZM212 21H213V20H212ZM251 21H250V22H251ZM34 22H33L32 24H34ZM41 22H40V23H41ZM209 22H211V21H209ZM247 22H248V21H247ZM250 22H249V23H250ZM3 23H2V26H4ZM17 23H18V22H16V24H17ZM37 23H38V22L35 23V24H36V25H35L36 28L39 27V26L37 25ZM45 23H46V22H45ZM252 23H253V22H252ZM254 23H255V21H254ZM254 23H253V24H254ZM257 23H256V24H257ZM263 23H264V22H263ZM11 24H12V23H11ZM11 24H9L7 27H9ZM23 24H24V25H23ZM29 24H28V25H29ZM32 24H31V25H32ZM38 24H39V23H38ZM209 24H212V23H209ZM14 25H15V24H13V26H14ZM22 25L25 27V25H26L25 22L22 23ZM74 25H77V31H78V33L80 34L79 36H81V35L83 34V33H81V32H84V31H80L81 28H78V27H82V26H81L80 23H78V22H77V24H74ZM93 25H95V24H93ZM202 25H203V24H202ZM248 25H249V24H248ZM5 26H4V29H7V28H5ZM88 26H89V24L87 25V27H88ZM95 26H96V25H95ZM252 26H253V25H252ZM254 26H258V25H254ZM11 27H12V26H11ZM11 27L8 28V31H9V29L12 30ZM27 27H28V26H27ZM27 27H26V28H27ZM33 27H34V25L32 26V28H33ZM35 27H34V28H35ZM259 27H258V28H259ZM263 27H264V25L261 26V27L258 29V30L261 29V32H262V33H260V31H259V32H255V31H254V32L257 33V34H258V33L263 34L262 36H264V29H263ZM16 28H17V27H16ZM28 28H29V27H28ZM32 28H30V29H32ZM39 28H41V26H40ZM75 28H76V27H75ZM88 28L91 29L90 27H88ZM93 28H94V27H93ZM256 28H257V27H256ZM256 28H254V29H256ZM4 29H3L2 32H4ZM24 29H25V28H23V30H24ZM30 29H29V30H30ZM78 29H79V30H78ZM252 29H253V28H252ZM32 30H33V29H32ZM35 30L38 31V29H34V31H35ZM39 30H41V29H39ZM47 30H45L44 32H46ZM82 30H83V29H82ZM25 31H26V29H25ZM25 31H24V32H25ZM37 31H35L36 34H39V36H40V35L42 34V32H41V33H38ZM256 31H257V29H256ZM21 32H22V31H21ZM39 32H40V31H39ZM0 33H1V32H0ZM12 33H13V32H12ZM12 33H11V34H12ZM22 33H23V32H22ZM26 33H27V32H26ZM26 33H24V34H26ZM29 33H30V32H29ZM32 33H34V32H32ZM46 33L48 34V31H47ZM46 33H44V34L46 35ZM211 33H212V32H211ZM1 34H2V33H1ZM5 34H6V31H5ZM8 34H9V33H8ZM24 34H22V35H23V37L25 36V38H26V35H24ZM27 34H28V33H27ZM34 34H35V33H34ZM36 34H35V36H36ZM227 34H228V33H227ZM257 34H255V35H257ZM3 35H4V33H3ZM28 35H29V34H28ZM197 35H198V34H197ZM229 35H230V34H229ZM35 36L33 35L34 38H37V36H36V37H35ZM46 36H47V35H46ZM182 36H183V35H182ZM184 36H185V34H184ZM187 36H188V35H187ZM257 36H258V35H257ZM4 37L6 38V36H3V39L5 40ZM33 37H32V34H31V36H28V37H27V38H28L27 41L24 40V39H23V41H25V43L28 42V41H30L29 43H30L31 46H32V44H33V41H32V40H35V41L37 40V41H38V40L41 39L40 42H42V37H41V38L38 37V38H40V39H33ZM19 38H20V37H19ZM29 38H32V39L30 40ZM195 38H197V37H195ZM3 39H2V36H0V44H1V42H2L1 40H3ZM7 39H8V38H7ZM7 39L5 40L6 42L8 41ZM47 39H48V38L45 39L46 42H47ZM183 39H184V38H183ZM203 39H204V38H203ZM233 39H235V38H233ZM18 40H20V39H18ZM223 40H224V39H223ZM230 40H231V38H230ZM239 40H240V39H239ZM260 40H261V39H260ZM5 41H4V42H5ZM31 41H32V42H31ZM184 41H186V39H185ZM241 41H242V40H241ZM227 42H229V41H227ZM238 42H239V41H238ZM242 42H243V41H242ZM244 42H245V41H244ZM255 42H256V41H255ZM9 43H10V42H9ZM29 43H28V44H29ZM31 43H32V44H31ZM36 43H37V42H36ZM198 43H199V42H198ZM224 43H225V41H224ZM2 44H3V42H2ZM185 44H186V43H185ZM227 44H228V43H227ZM8 45H10V44H6V47H7ZM34 45H35V43H34ZM55 45H56V44H55ZM197 45H198V44H197ZM197 45H196V47H197ZM234 45H235V44H234ZM243 45H244V44H243ZM14 46H15V45H14ZM40 46H41V44H40ZM191 46H192V43H191ZM225 46H226V45H225ZM3 47H4V45H3ZM9 47H10V46H9ZM15 47H16V46H15ZM34 47H35V46H34ZM41 47L43 48V46H41ZM189 47H190V46H189ZM189 47L187 46V48H189ZM192 47H193V46H192ZM222 47H223V46H222ZM239 47H241V46H239ZM55 48H56V47H54V49H55ZM225 48H226V47H225ZM3 49H4V48H3ZM5 49H6V48H5ZM7 49H10V48H7ZM23 49H24V48H22V50H23ZM37 49H38V48H37ZM37 49H36V50H37ZM167 49H168V48H167ZM191 49H192V48H191ZM232 49H234V48H232ZM11 50H13V49H10V51H11ZM15 50H16V49H15ZM22 50L20 51V53L25 52V53H23V55L26 54V56H27L28 51H27L26 49L23 50V51H22ZM29 50H31V49H29ZM43 50H44V48H43L42 50H41V48H40V51L43 52ZM56 50H57V49H56ZM189 50H190V49H189ZM234 50H235V49H234ZM26 51H27V53H26ZM38 51H39V50H38ZM153 51H154V50H153ZM167 51H168V50H167ZM192 51H194V50H192ZM225 51H226V50H225ZM236 51H237V50H236ZM245 51H246V50H245ZM13 52H14V54H15V51H14V50H13ZM42 52H41V53H42ZM44 52H46V50H44ZM154 52H155V51H154ZM160 52H161V51H160ZM226 52H227V51H226ZM230 52H231V51H230ZM234 52H235V51H234ZM4 53H5V52H4ZM30 53H31V51H30ZM41 53H40V54H41ZM191 53H193V52H191ZM247 53H248V52H247ZM11 54H12V52H11ZM46 54H47V53H46ZM46 54H45V56H47ZM156 54H157V53H156ZM160 54H161V53H160ZM160 54H157V56H159ZM164 54H165V53H163V55H164ZM193 54H194V53H193ZM236 54H237V53H236ZM241 54H242V53H241ZM245 54H246V53H245ZM0 55H1V54H0ZM7 55H8V53H7V54L5 53V57H6ZM35 55H37V54H35ZM38 55H39V54H38ZM228 55H229V54H228ZM9 56H10V53H9ZM9 56L7 57V59H8V58L10 59ZM26 56H25V57H26ZM29 56H31V58L33 57L32 54H30ZM41 56H42V55H41ZM11 57H17V56H15V55L12 54ZM25 57H24V58H25ZM39 57H40V56H39ZM148 57H149V56H148ZM148 57H147V58H148ZM153 57H155V56H153ZM161 57H162V56H161ZM222 57H224V56H222ZM228 57H229V56H228ZM228 57H227V59H228ZM236 57H237V56H236ZM250 57H251V56H250ZM2 58H3V57H2ZM27 58H30V57H26V59H27ZM147 58H146V59H147ZM150 58H151V56H150ZM224 58H225V57H224ZM238 58H239V57H238ZM9 59H8V61H9ZM18 59H19V58H18ZM20 59H21V58H20ZM44 59H45V58H44ZM151 59H152V58H151ZM151 59H150V60H151ZM240 59H242V58H240ZM10 60L13 62L12 59H10ZM158 60H159V59H158ZM244 60H245V59H244ZM253 60H254V59H253ZM263 60H264V59H263ZM11 61H9V63L13 64L14 62L12 63ZM14 61H15V60H14ZM156 61H157V60H156ZM156 61H155V62H156ZM159 61H160V60H159ZM210 61H211V59H210ZM220 61H221V60H220ZM242 61H243V59H242ZM249 61H250V60H249ZM249 61H248V62H249ZM4 62H7V61L4 60ZM211 62H212V61H211ZM216 62H217V61H216ZM231 62H232V61H231ZM235 62H236V61H235ZM152 63H153V62H152ZM240 63H241V62H240ZM242 63H243V62H242ZM255 63H256V61H255ZM257 63H258V62H257ZM259 63H260V61H259ZM7 64H8V63H6V65H7ZM143 64H144V63H143ZM147 64H148V63H147ZM238 64H239V63H238ZM245 64H247V63H245ZM251 64H252V63H251ZM6 65H5V67H6ZM8 65H10V64H8ZM150 65H151V64H150ZM211 65H212V64H211ZM215 65H216V64H215ZM231 65H232V64H231ZM235 65H236V63H235ZM242 65H243V64H242ZM11 66H12V65H11ZM218 66H219V65H218ZM227 66H228V65H227ZM227 66H226V67H227ZM238 66H239V65H238ZM8 67H10V66H8ZM155 67H156V66H155ZM208 67H209V64H208ZM213 67H214V66H213ZM219 67H220V66H219ZM224 67H225V66H224ZM230 67H232V66H230ZM245 67H246V66H245ZM245 67H244V68H245ZM254 67H256L255 70L257 69V67H258V69H261V70H259L260 72H259V73H258L257 71L254 72L253 69H252V72L248 71V72H250V73H249V75H247V76H248V77H251V76H250L251 73L254 72V73H253L254 75L252 74L253 79H252V80L249 79V80L252 81L253 83L255 82V83H254V84H256L255 87H257V88L260 87V88H258V90L261 89V88L263 89V88H264V75H263V73H262L263 71H262L261 65H259V66H258V65L255 66V65H254ZM2 68H3V66H2ZM145 68H146V67H145ZM148 68H149V67H148ZM148 68H147V69H148ZM215 68H216V67H215ZM220 68H221V67H220ZM233 68H234V67H233ZM239 68H240V67H239ZM239 68H238V69H239ZM244 68H243V69H244ZM149 69H150V68H149ZM229 69H230V68H229ZM235 69H236V68H235ZM222 70H223V68H222ZM241 70H242V69H241ZM245 70H246V72H247V69H246V68H245ZM250 70H251V69H250ZM234 71H235V70H234ZM242 71H243V70H242ZM242 71H241V73H242ZM147 72H148V70H147ZM244 72H245V71H244ZM148 73H149V72H148ZM190 73H191V72H190ZM220 73H221V72H220ZM256 73H257V74H256ZM261 73H262V75H261ZM150 74H151V73H150ZM222 74H223V73H222ZM236 74H237V73H235V75H236ZM243 74H244V73H243ZM246 74H248V73H246ZM246 74H245V75H246ZM151 75H153V74H151ZM155 75H156V74H155ZM231 75H232V72H231ZM240 75H241V74H240ZM245 75H243V76H245ZM255 75H256V77H254ZM259 75H261V76H259ZM241 76H242V75H241ZM247 76H246V77H247ZM153 77H154V76H153ZM238 77H239V76H238ZM252 77H251V78H252ZM191 78H192V77H191ZM231 78H232V77H231ZM239 78H240V77H239ZM177 79H178V77H177ZM195 79H196V78H195ZM254 79H255V80H254ZM253 80H254V81H253ZM198 82H199V81H198ZM240 82H241V81H240ZM208 83H209V82H208ZM193 84L195 85V83H193ZM210 84H211V83H210ZM245 84H246V82H245ZM251 84H252V83H251ZM254 84H252L253 87H254ZM197 85H198V84H197ZM199 85H200V83H199ZM199 85H198V87H199ZM248 85H249V84H248ZM259 85H260V86H259ZM201 86H202V85H201ZM193 87H194V86H193ZM189 88H190V87H189ZM204 88H205V87H204ZM215 88H216V87H215ZM215 88H214V89H215ZM257 88H256V89H257ZM211 89H212V87H211ZM246 89H247V88H246ZM187 90H188V89H187ZM249 90H250V89H249ZM263 90H264V89H263ZM250 91H251V90H250ZM253 91H254V90H253ZM204 92H205V91H204ZM263 92H264V91H263ZM234 94H235V93H234ZM200 95H201V93H200ZM249 95H250V94H249ZM257 95H258V94L254 95V96H257ZM47 96H48V94H47ZM184 96H185V95H184ZM203 96H204V95H203ZM231 96H232V95H231ZM251 96H252V95H251ZM195 97H196V96H195ZM195 97H194V98H195ZM232 97H233V96H232ZM261 97H262V96H261ZM261 97H258V99H261V100H258L257 98H256V99L254 98V100L257 101V104H260V105H259L260 108L258 107V109L256 108V110H258V114L260 113V118H263V119H260V118H259V119L264 121V109H263V106H264V105H263V104H264V103H263V102H264V99H262ZM42 98H43V97H42ZM194 98H193V99H194ZM249 98H250V97H249ZM39 100H41V99H39ZM199 100H200V99H199ZM252 100H253V99H252ZM201 101H202V100H201ZM261 101H262V102H261ZM190 102H191V101H190ZM255 103H256V102H255ZM29 104H30V103H29ZM186 104H187V102H186ZM191 104H192V103H191ZM193 104H194V103H193ZM252 104H253V103H252ZM78 105H79V104H78ZM255 105H256V104H255ZM79 106H80V105H79ZM252 106H253V105H252ZM254 107H255V106H254ZM250 108H251V107H250ZM46 109H48V108H46ZM54 109H55V108H54ZM56 110H57V109H56ZM78 110H79V109H78ZM78 110H77V111H78ZM252 110H253V109H252ZM261 110H263V111L261 112ZM57 111H58V110H57ZM84 111H85V110H84ZM45 112H46V111H45ZM80 112H82V111H80ZM87 112H88V111H87ZM91 112H93V111H91ZM96 112H97V111H96ZM254 112H255V111H254ZM254 112H253V113H254ZM56 113H57V112H56ZM64 113H66V112H64ZM88 113H90V112H88ZM25 114H26V113H25ZM255 114H256V113H255ZM258 114H257V116H258ZM41 115H42V114H41ZM61 115H62V112H61L60 116H61ZM65 115H66V114H65ZM69 115H70V114H69ZM69 115H68V116H69ZM79 115H80V114H79ZM90 115H91V113H90ZM92 115H93V114H92ZM94 115H95V114H94ZM96 115H97V113H96ZM98 115H99V114H98ZM101 115H102V114H101ZM101 115H100L99 117H100V118H103V116L101 117ZM251 115H252V114H251ZM44 116H47V115H44ZM60 116H57L58 119H59ZM68 116H67V118H68ZM48 117H49V115H48ZM48 117H47V118H48ZM69 117H70V116H69ZM27 118H28V117H27ZM50 118H51V117H50ZM54 118H55V117H54ZM61 118H62V117H61ZM89 118H91V117H89ZM254 118H255V117H254ZM24 119H25V118H24ZM68 119H71V117L68 118ZM104 119H105V118H104ZM255 119H256V118H255ZM257 119H258V118H257ZM259 119H258V120H259ZM32 120H33V119H32ZM43 120H44L45 122H48V121H46V120H49V119H43ZM60 120H61V119H60ZM63 120H64L65 122H69V121H66L65 119H62V122H63ZM91 120H92V119H91ZM132 120H133V118H132ZM250 120H252V119H250ZM260 120H259V121H260ZM70 121H71V120H70ZM102 121H103V119H102ZM23 122H24V120H23ZM25 122H26V121H25ZM28 122H29V121H28ZM30 122H31V121H30ZM35 122H36V121H35ZM49 122L51 123V120H49ZM49 122H48V123H49ZM76 122H77V119H76ZM76 122L74 121V122H72V123L74 124V123H76ZM105 122H106V121H105ZM252 122H253V121H252ZM260 122H261V121H260ZM32 123H34V122H32ZM52 123H53V122H52ZM63 123H64V122H63ZM250 123H251V122H250ZM263 123H264V122H263ZM28 124H29V123H28ZM37 124H40V123H37ZM43 124H44V127H45V125H47L46 123H42L41 125H43ZM65 124H66V126H67V123H65ZM69 124H70V123H69ZM88 124H89V123H88ZM92 124H94V123H92ZM248 124H249V123H248ZM257 124H258V123H257ZM25 125H27V124H25ZM29 125H30V124H29ZM34 125H35V124H34ZM48 125H49V124H48ZM63 125H64V124H63ZM253 125H254V124H253ZM22 126H23V125H22ZM87 126H88V125H87ZM89 126H91V125L89 124ZM257 126H258V125H257ZM260 126H262V122H261V125H260ZM263 126H264V124H263ZM13 127H14V126H13ZM19 127L21 128V126H19ZM29 127H30V126H27V128H29ZM32 127H33V125H32ZM50 127H51V126H50ZM50 127H49V126H48V127L46 126L45 129L47 130V128H48V131H47V132H49V128H50ZM57 127L60 128V125H59V126L57 125ZM67 127H69V126H67ZM209 127H211V125H210ZM246 127H247V126H246ZM251 127H252V126H251ZM251 127H250V130H251ZM255 127H256V120H255ZM255 127H253V128H255ZM22 128H23V127H22ZM36 128H37V127H36ZM36 128H35V129H36ZM38 128H39V127H38ZM63 128H64V127H63ZM75 128H76V127H75ZM202 128H203V127H202ZM243 128H244V127H243ZM247 128H248V130H246V129H245V130L248 132V131H249V127H247ZM256 128H257V127H256ZM262 128H263V127H262ZM262 128H261V129H262ZM24 129H25V127H24ZM30 129L32 130L31 127H30ZM33 129H34V127H33ZM45 129H43V130H45ZM50 129H51V128H50ZM56 129H57V128H56ZM61 129H62V128H60V130H61ZM69 129H70V127H69ZM71 129H72V128H71ZM88 129H89V128H88ZM92 129L94 130L95 128L92 127ZM259 129H260V128H258L257 130L255 129V131H254V129H252L253 131H251V132H252L251 135L253 136V133L258 134V132H260ZM37 130H38V129H37ZM52 130H55L54 127H52ZM60 130H58V132H59ZM62 130H63V133H64V132L66 133L65 128L62 129ZM62 130H61L59 133H62ZM66 130H67V129H66ZM76 130H77V129H76ZM98 130H99V129H98ZM118 130H120V129H118ZM32 131H33V130H32ZM85 131H86V130H85ZM110 131H111V130H110ZM121 131L124 132V133H123V132H122V133L120 132L121 135L124 136V134H126V133H125L126 131H124V130H121ZM263 131H264V130H263ZM263 131H262V132H263ZM38 132H39V131H38ZM40 132H41V131H40ZM43 132H44V131H43ZM54 132H56V130H55ZM95 132H96V131L94 130L93 133H95ZM114 132H115V131H114ZM116 132H118V131H116ZM116 132H115V134H117L116 136H120V134H119V133H116ZM69 133H70V132H67V135H69ZM97 133H98V132H97ZM110 133H112V134L114 135L113 131H111ZM249 133H250V131H249ZM17 134H19V133H17ZM32 134H33V133H32ZM46 134H48V133H46ZM49 134H50V133H49ZM49 134H48V136H49ZM56 134H57V133H56ZM72 134H73V133H72ZM77 134H79V133H77ZM244 134H245V133H244ZM260 134L262 135V133H260ZM6 135H7V134H6ZM24 135H25V134H24ZM50 135H51V134H50ZM52 135H53V134H52ZM52 135H51V136H52ZM61 135H62V134H61ZM63 135H64V134H63ZM65 135H66V134H65ZM88 135H89V134H88ZM103 135H104V134H103ZM103 135H102V136H103ZM242 135H243V134H242ZM249 135H250V134H249ZM34 136H35V135H34ZM39 136H40V135H39ZM41 136H46V135H43V134H42ZM41 136H40V137H41ZM58 136H59V135H58ZM58 136H57V137H58ZM73 136H75V135H73ZM116 136H112V138H113V139H112L113 142H112V140L106 139V141L109 140L108 142H110V143H108V144L110 145V147H111V142H112V144H114V145H117V143L122 142V140H121V141H116V142H117V143H116V142H115V138H116ZM126 136H127V134H126ZM247 136H248V135H247ZM252 136H250V137L252 138ZM255 136H256V135H255ZM14 137H16V136L14 135ZM14 137H13V138H14ZM22 137H23V136H22ZM28 137H29V136H28ZM52 137H54V139H55V136H54V135H53ZM52 137H50V139H51ZM60 137H61V136H60ZM68 137H70V136H68ZM75 137H76V136H75ZM87 137H88V136H87ZM108 137L111 138L110 136H108ZM114 137H115V138H114ZM120 137H122V136H120ZM124 137H125V136H124ZM128 137L130 138V136H127L126 138H128ZM250 137H249V138H250ZM0 138H1V140H0L1 142H3V140L5 141V140L7 139V137H5L6 139H5V138H2V137H0ZM19 138H20V136H19ZM36 138H37V137H36ZM61 138H63V137H61ZM77 138H78V137H76V139H77ZM89 138H90V137H89ZM132 138H133V137H132ZM2 139H3V140H2ZM15 139H17V138H15ZM20 139H21V138H20ZM20 139H19V140H20ZM22 139H24V138H22ZM26 139H27V138H26ZM38 139H39V138H38ZM38 139H37V140H38ZM50 139H49V140H50ZM54 139L52 138L51 140H54ZM64 139H65V137H64ZM74 139H75V138H74ZM74 139H72V140H74ZM90 139H91V138H90ZM118 139H120V138L118 137L117 140H118ZM244 139H245V138H244ZM257 139H258V138H257ZM30 140H32V139H29V140H27V141L31 142ZM40 140H42V139L40 138L39 141H37L38 143H40V144H38V146H39V145L42 146V143H41ZM43 140H45V139H43ZM62 140H63V139H62ZM79 140H80V139H77L78 142H81L82 139H81L80 141H79ZM92 140H93V139H92ZM133 140H134V139H133ZM133 140H131V138L129 139V143H128L129 145H128L126 142H124L125 145L123 144V145L125 146V147H124L125 150H127V151L129 152V153H128L129 158H130L131 154H135L134 157L137 156L138 158L136 157L134 160H140V162H141V160L143 159V160H145V161L142 160V162H149V161L152 162L151 159L149 160L148 156H147V158L144 157L145 159L143 158V155L140 156L139 154L141 153V151H140V152L138 151L139 153L136 151V152H137V155H136V152H135L134 150H138L140 146H138V145L135 144V146H138V147H135L134 145H132V146H134V147L137 148V149H135L134 147H131L130 144L133 143ZM247 140H248V139H247ZM251 140H252V139H251ZM261 140H263V139H261ZM6 141H8V140H6ZM11 141H12V140H11ZM17 141H18V140H17ZM57 141H60V140H57ZM69 141H70V140L68 139V142H69ZM77 141H76V142H77ZM127 141H128V139H127ZM130 141H131L132 143H130ZM134 141H135V140H134ZM244 141H246V140H244ZM21 142H22V143H21L22 145H23V143H25L24 141H21ZM43 142H44V141H43ZM49 142L51 143V141H49ZM54 142H55V140H54ZM54 142H52V143L55 144V145H57L56 142H55V143H54ZM61 142H62V141H60V143H61ZM64 142H65V140H64ZM64 142H62V143H64ZM73 142H75V141H73ZM83 142H84V141H83ZM83 142H82V143H83ZM135 142H136V141H135ZM251 142H252V141H251ZM8 143H9V141H8ZM11 143H12V142H11ZM31 143H33V142H31ZM34 143H35V142H34ZM46 143H47V141H46ZM122 143H123V142H122ZM148 143H149V142H148ZM263 143H264V141H263ZM12 144H13V143H12ZM35 144H36V143H35ZM47 144H48V143H47ZM78 144H79V143H78ZM142 144H144V143H142ZM260 144H261V143H260ZM260 144H259V146H260ZM14 145H15V144H14ZM18 145H19V144H18ZM26 145H27V144H26ZM36 145H37V144H36ZM48 145H49V144H48ZM64 145H65V144H64ZM69 145H70V144H69ZM75 145H76V144H75ZM114 145H112V146L114 147ZM121 145H122V144H121ZM126 145L128 146V148H126V147H127ZM145 145H146V144H145ZM8 146L10 147L9 150H11V148H13V147H11L10 144H9ZM12 146H13V145H12ZM28 146H29V145H28ZM30 146H31V147H29V149H30V148L32 149V145H31V144H30ZM49 146H51V145H49ZM52 146H53V145H52ZM73 146H74V145H73ZM79 146H80V145H78V147H79ZM83 146L85 147V145H83ZM83 146H80L81 151L83 150V149H82ZM104 146H105V145H104ZM155 146H156V145H155ZM244 146H245V145H244ZM263 146H264V145H263ZM18 147H19V146H18ZM26 147H27V146H26ZM33 147H34V145H33ZM35 147H36V146H35ZM53 147H54V146H53ZM75 147H76V146H75ZM84 147H83V148H84ZM86 147H88V146H86ZM116 147L119 148L120 145L118 144V146H115L114 148H116ZM129 147H130V148H129ZM6 148H7V147H6ZM36 148H37V147H36ZM36 148H35V149H36ZM38 148L41 149V147H38ZM42 148L44 149L45 147L42 146ZM49 148H50V147H49ZM55 148L58 149L57 146H55ZM55 148H54V149H55ZM64 148H65V149H64L65 153H68V151H69V153H70V150H73V153H74V149H73L74 147H73V148L71 147L72 149H70V150H68V151H66V150H67L66 147H64ZM80 148H79V149H80ZM94 148H95V147H94ZM114 148H112V150H113ZM131 148H132V150H133V148H134V150L131 151ZM146 148H149V150L151 149L152 152H153L152 154H154L153 148H150V147L147 146V145H146ZM255 148H256V147H255ZM7 149H8V148H7ZM17 149H18V148H17ZM33 149H34V148H33ZM46 149H47V148H46ZM46 149H44L43 151H44V152L46 151L45 153H47V151L50 153L49 150H51V149H47V150H46ZM57 149H56V150H57ZM84 149H85V148H84ZM88 149H89V148H88ZM90 149H91V148H90ZM95 149H96V148H95ZM97 149H98V148H97ZM97 149H96V150H97ZM141 149H143V148H141ZM141 149H139V150H141ZM263 149H264V148H263ZM263 149H262V150H263ZM2 150H3V149H2ZM20 150H22V149H20ZM27 150H28V149H27ZM114 150H115V149H114ZM116 150H117V149H116ZM121 150H122V149L120 148V151H121ZM240 150H241V149H240ZM257 150H258V151H257ZM257 150H255V154H258V153H259L260 155H258V156H259V158H261V160H260L259 158L255 157V156L251 157L252 159H251V158H250V159H251L252 161H254V163L257 161V163H259L258 165H260V164H262L261 161H264V159H263V158H264V153H262L263 151H262L261 153L259 152V151H260V148L257 149ZM3 151H4V150H3ZM5 151H6V155L8 154V156H10L9 153H11L12 151H11V152H10V151H7V150H5ZM13 151H15L14 148H13ZM18 151H19V149H18ZM34 151H35V150H34ZM36 151H37V150H36ZM41 151H42V149H41ZM58 151H59V150H58ZM101 151H102V150H101ZM118 151H119V150H118ZM142 151H143V150H142ZM7 152H8V153H7ZM23 152H24V151H23ZM23 152H20V153L24 154ZM32 152H33V151H32ZM32 152H29V154L32 153ZM51 152H52V150H51ZM53 152H54V150H53ZM53 152H52V153H53ZM55 152H56V151H55ZM61 152H62V151L60 150V151H59V153H60V154H59L60 157L62 156L61 154L63 153V152H62V153H61ZM75 152H78V151H75ZM96 152H99V151H96ZM113 152H114V151H113ZM115 152H116V151H115ZM115 152H114V153H115ZM123 152H124L125 155H127V153H125V151H123ZM130 152H132V153H130ZM133 152H135V153H133ZM252 152H253V151H252ZM256 152H257V153H256ZM20 153H19V154H20ZM27 153H28V152H27ZM34 153L36 154V152H34ZM45 153L42 152L41 154H45ZM52 153H51V154H52ZM57 153H58V152H57ZM71 153H72V151H71ZM119 153L122 154L121 152H118V154H119ZM143 153H144V152H143ZM143 153H141V154H143ZM149 153L151 154V152H149ZM3 154H4V153H3ZM15 154H16V152L14 153V155H15ZM35 154H34V157H35ZM37 154H38V153H37ZM37 154H36V155H37ZM47 154H48V153H47ZM47 154H46V155H47ZM53 154H54V153H53ZM77 154H78V153H77ZM101 154H102V153H101ZM120 154H119V156H122V155H120ZM145 154H146V152H145ZM145 154H144V156H145ZM152 154H151V155H152ZM158 154H159V152H158ZM158 154H157V152H156V156H155V155H154V156L152 155L153 158L155 157V159H156ZM252 154H253V153H252ZM0 155H2V153H1ZM4 155H5V154H4ZM31 155H32V154H31ZM57 155H58V154H57ZM67 155H68V154H66V156H67ZM74 155H75V154H74ZM97 155H98V154H97ZM97 155H96V153H95V156H97ZM106 155H107V154H106ZM108 155H109V154H108ZM161 155H162V154L160 153V156H161ZM11 156H13V155H11ZM11 156L8 157V161L11 160V159H10ZM53 156H54V155L49 156L50 159H51V157H53ZM66 156H65V157H66ZM70 156H71V154H70ZM78 156H82V157H84V156L82 155V152H80V154H79ZM95 156H94V157H95ZM115 156H116V155H115ZM139 156H140L141 158H140ZM158 156H159V155H158ZM160 156H159V157H160ZM249 156H252V155H249ZM3 157H4V156H3ZM32 157H33V156H32ZM54 157H56V155H55ZM68 157H69V155H68ZM75 157H77V156H75ZM82 157H80V158L82 159ZM86 157H87V156L85 155V158H86ZM116 157H117V156H116ZM126 157H128V156H126ZM126 157H125V156H124V157L122 156V158L125 159V160H126ZM14 158H15V156H14L13 159L11 160L12 162H13V160H15ZM71 158H74V156H72ZM71 158H70V160H71ZM85 158H84V159H85ZM99 158H100V155H99ZM122 158H121V159H122ZM132 158H133V155H132ZM132 158H130L131 161L133 160ZM139 158H140V159H139ZM163 158H164V157H163ZM253 158H254V160H253ZM255 158L258 159V160H256ZM4 159H5V158H4ZM9 159H10V160H9ZM18 159H19V158H18ZM24 159H25V156H24ZM26 159H27V158H26ZM32 159H34V158H32ZM53 159H54V158H52V161H53ZM60 159L62 160V157H61ZM63 159H64V154H63ZM74 159H76V158H74ZM84 159H82V160H83L84 162L86 161V162H87V165L89 166V165L91 164V162L88 163L89 161H91V160H89L90 158H89L88 160H84ZM86 159H87V158H86ZM92 159H93V156H92ZM113 159H114V157H113ZM130 159H129V161H130ZM158 159H159V158H157L156 160H158ZM238 159H239V158H238ZM28 160L30 161V159H28ZM44 160H45V159H44ZM64 160H67V159L65 158ZM64 160H63V161H64ZM72 160H73V159H72ZM72 160H71V161H72ZM76 160H79V159H76ZM93 160H94V159H93ZM147 160H148V161H147ZM160 160L163 161L164 159L162 160V158H161V159H159V161H158L159 163H163V162H160ZM255 160H256V161H255ZM259 160H260V161H259ZM6 161H7V160H6ZM11 161H10V164L12 165ZM16 161H17V160H16ZM24 161H25V160H24ZM73 161H74V160H73ZM73 161H72V162H73ZM102 161H103V160H102ZM123 161H124V160H123ZM131 161H130V162H131ZM249 161H250V160L248 159V162H249ZM252 161H250V164H251ZM258 161H259V162H258ZM14 162H15V161H14ZM17 162H18V161H17ZM33 162H35V161H33ZM55 162H58V163H59V160L57 161V160L54 159V163H55ZM76 162H77V161H76ZM86 162L83 163L82 166H85V165H86ZM132 162H133V161H132ZM154 162H155V161H154ZM158 162H157V164H158ZM164 162H165V161H164ZM166 162H167V161H166ZM7 163L9 164V162H7ZM7 163L4 162V163H2V165H4V164L7 165ZM18 163H19V162H18ZM18 163H17V165H18ZM30 163H31V162H30ZM46 163H48V162H46ZM54 163H52V164H54ZM58 163H57V164H58ZM74 163H75V162H74ZM74 163H73V164H74ZM77 163H78V162H77ZM96 163H97V162H95V166H96L98 163H100V161H98L97 164H96ZM105 163H106V162H104V164H105ZM115 163H116V161H115ZM254 163L252 162V164H254ZM19 164H20V163H19ZM43 164H44V162H43ZM55 164H56V163H55ZM55 164H54V165H55ZM57 164H56V165H57ZM84 164H85V165H84ZM92 164H93V163H92ZM104 164H101V163H100L101 167H99V168H102V165L104 166V168H105V167L107 168V164H106V165H104ZM117 164H118V163H117ZM131 164H133L134 167H135V162H133V163H131ZM131 164H130V165H131ZM143 164H145V163H143ZM143 164H141V166H139V168L142 167V166H144ZM155 164H156V163H155ZM157 164H156V165H157ZM164 164H165V163H163V166H166V165H164ZM189 164H190V163H189ZM231 164H232V163H231ZM233 164H234V163H233ZM255 164H256V163H255ZM263 164H264V162H263ZM263 164H262V165H263ZM2 165H0V166H2ZM33 165H34V164H33ZM35 165H36V164H35ZM49 165H50V164H49ZM58 165H59V164H58ZM58 165H57V167H58ZM60 165H63V164H60ZM74 165H75V164H74ZM87 165H86V167H88ZM98 165H99V164H98ZM100 165H99V166H100ZM120 165H122V164L120 163ZM137 165H140V164H137ZM137 165H136V166H137ZM148 165H149L148 167L146 166L145 168H143V170L145 169L146 171H148L147 174H149V172H150V170H147V169H148L149 167H151L152 165H153V167H154L155 169H158V168L155 167L154 163H153L152 165H151L150 163H148ZM150 165H151V166H150ZM169 165H170V164H169ZM179 165L181 166V164H179ZM191 165H192V164H191ZM191 165H189V166H191ZM245 165H246V166H245ZM245 165H244V166H245L247 169H248V167L251 168V169H252V172H253V169L256 171L257 168H258V166H253V167H252V165H250V166H251V167H250V166H248L247 164H245ZM9 166H10V165H9ZM67 166H68V165H67ZM93 166H94V164H93ZM93 166L90 165V168H88L87 170L89 171V169L91 170V168H92V171H94V172H95V170H96V171H99V170H100L101 172H103L102 169H95V168H97V166H96V167H95V166L93 167ZM125 166H126V165H124V167H125ZM131 166H132V165H131ZM157 166H158V165H157ZM159 166H161V164H160ZM159 166H158V167H159ZM183 166H184V165H183ZM247 166H248V167H247ZM12 167L14 168L15 166H12ZM16 167H18L17 169H19L20 166H16ZM16 167H15V169H16ZM31 167H32V165H31ZM45 167H46V166H45ZM52 167H53V166H52ZM52 167H51V168H52ZM55 167H56V166H55ZM65 167H66V166H65ZM68 167H69V166H68ZM108 167H109L108 169H110V166H108ZM114 167H115V166H114ZM153 167H152V168H153ZM167 167H168V166H167ZM167 167H166V168H165V167L162 168V166H161V168H162V169L165 168V169H166L165 171H166L167 173H169V174H167V173L165 172L164 174H166L167 177H163V176H162V177H159L160 180L157 181V182H159V183L156 182V184H158V186H155V187H154V188L158 187V190H159L160 192L157 191V193H158L159 195L155 192V190L153 191L152 188H151L150 190H149V188H148V190H147V187H146V190H147V192H146V191H145V188H144L145 186H144V187L141 186V185H143L142 182H140L141 184L139 183L140 185H137V188H138V190H139V189H141V188L143 187V188H142V191L144 190L147 194H146V193H143L144 191H143L142 193L144 194V196H145V194H146V195H147V198H148V200H149L147 203H149V202H150V204H151V203H152V204H155V203H156V205H157V203H162V204H165V205H164L165 207L167 206V207H166L167 209H168V206H170V208H172V205H173L172 202H173L175 199H177V200L179 199V201L181 200V202L183 201V204H186V206H185L186 208L190 207L189 204H191L192 202H193L192 205L194 204V202H197V204H198V202H199V206H198L197 209H196V207H195V206H197V205H196V204H195V206L193 205V206L195 207V211H192V212H194V213L196 212L197 214L199 213L201 216L198 214V217H200V218H201V217H202V218H203V217H206V218H205V219H207L206 222H205L204 219L201 218V219L203 220L202 222H204V223H202V225H203V224H204V225L207 224V226H208V225H209V226L211 225L210 228H208V229L206 228L204 231L201 230V232L198 233L199 235L202 233V231L205 232L206 230H210V229H212V226H214V224H212V223L215 221V219L218 218L219 213H220L221 211H222V212H225V211H223V210H228V211H230V210H229L230 208H231V210H232L233 207L235 208L236 206L240 205V206H242V209L240 208V210L243 211V212H245V213L240 212V210H239L238 212H240V214L243 213V216H244V215H248L250 212L248 213L247 210L251 211V210H250V209L252 208L251 206H252V205H255L254 203H255V201H256V200H254V202L252 201V200H253L252 198H254V199L256 198V197H254L255 194L252 193V190H253L254 188H256V189L258 188V190H259V188H260V189L262 190V187H263V185H264V183H263V181H264V180H263V179H264V169H263L261 172H260V171H256V172H253V173H251V172L249 173V172H248V173L250 174V175L247 174L248 176H247L246 174H245V175L242 174V176H240V175H237V173L240 174L239 172H237V173L234 172V173H236L238 179H240L241 177L247 178L246 181H244L243 183H241V182H239V181L242 180V179L238 180L237 177H236V179L238 180V181H237V182H238L237 184H239V186H238V185H235L234 183H229L227 180L222 179V178L219 179V180H216L215 183H214V181H211V183H210V181H208L209 183H208V182H205V181H207V180H205V179L203 180V178H202L201 181H203V182L200 183V185H201V186L203 185V186H202L201 188H199V185H196L194 182L189 181V180L185 177V175H183L182 172H177V171H179V170H177L176 168L172 171V168H174L173 166H170L171 168L168 167L169 170H167ZM192 167H193V166H192ZM245 167H243L244 170H245ZM259 167H260V166H259ZM263 167H264V166H263ZM58 168H59V167H58ZM66 168H67V167H66ZM69 168H70V167H69ZM71 168H72V166H71ZM71 168H70V169H71ZM73 168H75V167H73ZM77 168H78V166H77ZM83 168H84V170H85V167H83ZM116 168H118V167H116ZM126 168H127V167H126ZM146 168H147V169H146ZM152 168H150V169H152ZM159 168H160V167H159ZM187 168H188V167H187ZM190 168H191V167H190ZM197 168H198V166H197ZM233 168H235V167H233ZM260 168H262V167H260ZM0 169L2 170L1 167H0ZM3 169L5 170L6 168L4 167ZM10 169H11V168H10ZM21 169H22V168H21ZM26 169H27V172H28V167H27ZM26 169H25V166H24V170H23V171H20V170H19V171H20V172H26ZM34 169H35V168H34ZM46 169H47V168H46ZM59 169L61 170V168H59ZM59 169H58V170H59ZM122 169H124V168L122 167ZM128 169H129V168H128ZM128 169H126V170H128ZM133 169H134V168H133ZM162 169H161V170H162ZM170 169H171V170H170ZM1 170H0V172H1ZM36 170H37V169H36ZM48 170H50V168H49ZM48 170H47V171H48ZM52 170H53V169H52ZM58 170H56V168H55L53 171H55V172L57 171L58 173H60V170H59V171H58ZM65 170H66V169H65ZM75 170H76V169H75ZM81 170H82V169H81ZM84 170H83V172H84ZM126 170H124V171H126ZM136 170L138 171L137 167H136ZM140 170H142V169H140ZM140 170H139V171H140ZM186 170H187V169H186ZM190 170H192V169H190ZM229 170H230V169H229ZM236 170H237V169H236ZM249 170H250V169H249ZM16 171H17V170H16ZM19 171H18V172H19ZM100 171H99L98 173H100ZM104 171H105V170H104ZM120 171H121V170H120ZM128 171H129V170H128ZM128 171H126V172H128ZM153 171H154V170H153ZM163 171H164V170H163ZM163 171H162V172H163ZM169 171H170V172H169ZM174 171H175V172H174ZM195 171H196V170H195ZM2 172H3V170H2ZM5 172L9 174V172H7V171H4L3 174H4ZM27 172H26V174L23 173V174L26 176V178H27V177H30V175H31V174H30V170H29V172H28V176H27ZM48 172H49V171H48ZM61 172L63 173V170H61ZM65 172H66V171H65ZM65 172H64V173H65ZM67 172H68V170H67ZM89 172H91V171H89ZM89 172H87L88 174H86V173L84 172L83 175L86 174V176H87V175L90 174ZM94 172H93V174H95ZM118 172H119V171H118ZM121 172H123V171H121ZM129 172H130V175H129V176H130V178L132 179V175L134 174V172H133V173H132V171H129ZM192 172L194 173V171H192ZM243 172L247 173L246 171H243ZM6 173H5V174H6ZM45 173H46V172H45ZM62 173H60L59 175H61ZM76 173H77V172H76ZM124 173H125V172H124ZM131 173H132V174H131ZM137 173H138V172H137ZM140 173H141V174H144L145 172L143 171V172H140ZM150 173H151V174L148 175L149 177H150V175L152 176V174H153L154 172H150ZM157 173H158V171H157ZM159 173H160V172H159ZM196 173H197V171H196ZM234 173H233V174H234ZM241 173H242V172H241ZM5 174H4V175H5ZM12 174H13V173H12ZM23 174H22V175H23ZM29 174H30V175H29ZM40 174L42 175L43 173H40ZM48 174L50 175L51 173H48ZM48 174H45V175L47 176ZM65 174H66V173H65ZM67 174H68V173H67ZM73 174H74V173H73ZM73 174H72V175H73ZM91 174H92V173H91ZM119 174H121L122 176L124 175V174H122V173H120V172H119ZM198 174H199V172H198ZM1 175H2V174H1ZM56 175H57V174H56ZM62 175H63V174H62ZM70 175H71V174H70ZM145 175H146V173H145ZM162 175H163V174H162ZM205 175H206V174H205ZM234 175H235V174H234ZM2 176H3V175H2ZM5 176H6V177H4V178H7L8 182H9V179L12 180V178L14 179V177H15L14 174H13V175L9 174L10 177H7L8 175H5ZM38 176H39V175H38ZM57 176H58V175H57ZM75 176H76V178H77L78 175H75ZM80 176H81V175H79V177H80ZM96 176H97V173H96V175H94V178H95ZM108 176H109V175H108ZM110 176H112V175H110ZM110 176H109V177H110ZM113 176H114V175H113ZM117 176H118V174H117ZM127 176H128V174H127ZM129 176H128V178L126 177V179H130ZM139 176H140V175H139ZM155 176H156V178H157V174H155ZM155 176H154V177H155ZM164 176H165V175H164ZM168 176H170V177H168ZM191 176H192V175H191ZM191 176H190V177H191ZM208 176H209V175H208ZM246 176H247V177H246ZM11 177H12V178H11ZM39 177H40V176H39ZM43 177H44V176H43ZM49 177H50V176H49ZM82 177H83V176H82ZM91 177H92V176H91ZM99 177H100V178H99ZM106 177H107V175H106ZM106 177L103 176V173H102V175L99 174V176L96 177V178H97L96 181H95V179L92 181L91 179L86 178L85 176L83 177V178H86L87 181L90 180L89 183H87V184H90V183H91V186H92V182H93V184H94L93 186H95V187H96L95 184H98V183H99V185L101 186V187L99 186L100 189L102 188L103 191H104V193H105V194H103V195L101 194V193H103V191H102L101 193H99L98 190L96 189L97 192H98V193H97L96 191H94L95 189H93V188H92L93 191H92L91 189H90V191H89L88 189L91 188V187H89L88 189L85 188V189H86V190H85V189H84L85 186L82 185V186H83V189H82V190H85L86 192H87V190H88L89 194L91 193V195H93L94 197H97V198H98V199L96 198L97 200H96V202L94 203V205H95L96 203H97L96 205H98V204H99L98 202H100V203H102V204L105 205V208H104L103 210H101V207H98V208H100L101 211H100V213H96V214H95V212H94V215H95V216H93V217L90 216V214H88V213H90V212H88V210H86V209H88V207H87L86 209H84V210H86V211H83V214H84V212H88V213H86V215H88V217H90V218H94V219H96L97 217H99V219H100V217H101V218H102L101 220L104 219L103 221L105 222V224H106V226H107V228H105V229H107L108 232H107L105 229L103 230L104 226H103L102 228H100V226H99L100 230L96 228L97 231H98V230L101 231V229H102V231H101L102 233H103V231H106V232H107V233L104 232V233H106V235H103V238H100V239H99L97 236H94V235H93L94 233L92 232L91 227L89 226V225H91V222H90V224H89V221H90V220H87V219H86V222L88 223V224H87L85 221H81V220L79 219V217H78L76 214L73 213L74 211L72 212L71 210H69V209L73 208V207L68 208V206H69L73 201H70V200L67 199V201L70 202V203H69V205H68L67 207L64 205V207H66V208L63 207V208H64L63 210H66V209H67L66 211H60V210H57V211H56L54 208H53V209H50V208L53 206L52 204L56 203V202H53V201H55V199H56L57 196L55 197V195H52V197H54V199L51 197V198H52V203L49 201V203L51 204V205L49 206V207H50V208H49V207H47L48 202H46V201H47L46 199H45L46 201L43 199V202L45 201L44 203L47 204V205H45L44 203H41L42 198L40 197L41 200H40L39 198L37 199L38 196H36L35 193L32 192V190L29 189V190L31 191V192H29V190L27 189V192L32 193V195H34V196H32L31 194H29V193H27V192H24L25 189H26V188H25L24 191H23V193H27L26 195H29V197L27 196L28 201H26V205H27L26 208H28L26 211H29V212H25V211H24V213H26V215H27L28 213L30 214L29 217H28V215L25 217V218L28 217L27 220H26V219H25V220H26L27 222L29 221V224H31V225H33V226H36V227H35V228H36L35 230L38 231V234H36V235H38V236H37L36 239H35L36 241L34 240L35 242H34V244H33L35 247H33V245H32V247L30 248V249H31V252H33L32 249L35 248V250H37V251L40 253V255H42V254L44 253V251H46V250H48V249H49L48 253L51 252V251H50V248H52V249H53V254H52V252H51V255H50V254H49V255H50V258H51V257H53V258L50 259L51 262H50V260H49L48 262H49V264H50V263H51V264H57L56 261L58 262V260L55 259L56 257H57V259H58V258H61L62 256L65 258L66 254H69V253H70V255H71V254H72V253H71V250H70V249H71V245L77 246L78 243H80V244L82 245V248L85 250V252H84V258L80 259V261H82V260H83L82 262H87V261H89V263L91 262L90 264H96V263L98 264V263H99L98 261H100V262H102V263L104 262V264H106V263L108 262L109 259L107 260V258H106L107 261H106V260L104 261L103 258L100 259L99 257L101 256V252L103 253V251H100V249L102 250L103 247H105V248H103V249L106 250V251H107V248H108V250H110L109 248H111V247H109L108 245H106L107 243H109L110 241H112V242H116V241H119V242H120V241H121L122 244H123V242H124V240H125L126 245H127V243H129V242H130L129 244H131V240H133V239H132V236H131V238H130V235H133V238H134L135 234H132V233H133V231L136 232V230H135L136 228H134L135 226H134V227L131 226V223L134 224V223L132 222L133 219L131 218V216L128 215L129 218H131L132 221L127 217V214H129L128 212H129L130 210H129L128 212L126 211V212H127V213H126L125 210H127V209L124 208V203L126 202L124 198L126 197V198L128 199L129 195H127V194H125V193L123 194V193H122V190H123V189H122L119 185L115 184V186H118V187H120V189H122L120 192H118V193H120L121 195L119 196L118 193H117V194H115V195H116V198H115V196H113V194L111 193L113 190H111V191L109 190V184H108L109 181L105 179ZM124 177H125V176H124ZM133 177H134L133 179H135V178H136V175L134 174ZM152 177H153V176H152ZM211 177H212V176H211ZM231 177H233V176H231ZM26 178H25V180H27ZM54 178H55V177H54ZM56 178H57V177H56ZM67 178H68V177H67ZM67 178H66V179H67ZM110 178L112 179L113 177H110ZM118 178H120V177L118 176ZM122 178H123V177H122ZM144 178H145V177H144ZM218 178H220V177H218ZM218 178H216V179H218ZM21 179H22V177H21ZM38 179H39V178H38ZM41 179H42V178H41ZM79 179H82V178L80 177ZM107 179H108V177H107ZM111 179H110V180H111ZM113 179H114V178H113ZM113 179H112V180H113ZM131 179H130V180H131ZM133 179H132V180H133ZM136 179H137V178H136ZM147 179H148V177H147ZM194 179H195V178H193V180H194ZM0 180H1L0 182H3V183L7 182L6 180H5V181H2V178H1V177H0ZM15 180H16V181H15ZM28 180L31 181V178H29ZM39 180H40V179H39ZM42 180H43V179H42ZM45 180H46V179H45ZM67 180H69V179H67ZM84 180H85V179H84ZM105 180H106V181H105ZM112 180H111V181H112ZM139 180H140V179H138V181H136V183L139 182ZM142 180H143V179H142ZM148 180L150 181V180H152V179H148ZM199 180H200V178H199ZM243 180H245V179H243ZM14 181H15V182H14L15 184L12 183L13 181H10L11 183L9 182V183H10V184L8 183L9 185H8L7 183H6V184H3V183H2V184H3V185H8V186H10V185H14V186L12 187V188H14L13 190H14V191H18V190H15V189H16V186H17V185H20V184H19V182H17L18 180H17L16 178L14 179ZM19 181L23 182V179H22V180H19ZM30 181H29V182H30ZM70 181L73 182V180H70ZM77 181H78V180H77ZM85 181H86V180H85ZM87 181H86V182H87ZM97 181H98V183H97ZM107 181H108V182H107ZM115 181H116V180H115ZM134 181H135V180H134ZM140 181H141V180H140ZM196 181H197V180H195V182H196ZM235 181H236V180H235ZM27 182H28V181H27ZM31 182H32V181H31ZM40 182H41V181H40ZM43 182H44V181H43ZM46 182H47V181H46ZM46 182H45V183H46ZM60 182H61V181H60ZM71 182H69L70 185H71L70 188H72V185H73V188L75 187V188H79V189H80V190L77 189L78 191L75 190V193H76V194L78 193V196H79V197H80L81 195H83V194L86 193V192L83 193L84 191L82 192L83 194H82V193H79V192L82 191L81 188H80V187H81L80 185H79L80 187H77V186H76V185H78L79 182H77L76 184H75L76 181L73 182L75 185H74L73 183H71ZM83 182H84V181H83ZM94 182H95V183H94ZM106 182H107V183H106ZM117 182H118V181H116V183H117ZM120 182H121V180H120ZM120 182H119V183H120ZM122 182H123V180H122ZM127 182H129V181H127ZM131 182H133V181H131ZM197 182H198V181H197ZM199 182H200V181H199ZM23 183H24V182H23ZM33 183H34V182H33ZM45 183H44V185H45ZM57 183H58V181H57ZM65 183L67 184L68 181H67V182H64L63 185H65ZM84 183H85V182H84ZM144 183H145V182H144ZM149 183H150V182H149ZM152 183H153V182H152ZM152 183H150L151 186H154L155 183H153L154 185H152ZM262 183H263V184H262ZM40 184H41V183H40ZM48 184H49V183H48ZM80 184H82V183L80 182ZM85 184H86V183H85ZM112 184H113V183H112ZM120 184H121V183H120ZM127 184H128V183H127ZM137 184H138V183H137ZM198 184H199V183H198ZM3 185L0 184V186H1L0 188H1V189H2V186H3ZM31 185H32V183H31ZM70 185H69V186H70ZM131 185H133V183H132ZM41 186H42V185H41ZM47 186H48V185H47ZM47 186H46V187H47ZM123 186H125V184H122V187H123ZM129 186H130V185H129ZM133 186H134V188H136V184L133 185ZM138 186H139V187L141 186V187L139 188ZM21 187H23V185H22ZM21 187H20V190H21ZM50 187H51V186H50ZM60 187H61V186H59L58 189H59ZM62 187H63V186H62ZM99 187H98V185H97V188H98V189H99ZM118 187H115V189L117 190ZM127 187H128V186H127ZM148 187H150V186L148 185ZM3 188H4V187H3ZM7 188H8V187H7ZM17 188H18V186H17ZM23 188H24V187H23ZM23 188H22V189H23ZM40 188H41V187H40ZM47 188H48V187H47ZM47 188H46V189H47ZM111 188H114V187L112 186ZM111 188H110V189H111ZM125 188H126V187H125ZM125 188H124V190H125ZM131 188L133 189V187H131ZM137 188H136V189H137ZM46 189H45V190H46ZM49 189H50V188H49ZM58 189H57L55 192H57ZM62 189H63V188H62ZM115 189H114V190H115ZM120 189L118 188V190H120ZM136 189H135V190H136ZM4 190H5V191H4L5 193L0 191V192H1V193H0V197L5 196L7 200L10 198V200L13 202V199H14V198L12 199V198H11L12 196H11L10 194H9L10 197L8 196V197H9V198H8L7 195H6V191L8 192V190H6L5 188H4ZM39 190H40V189H39ZM59 190H60V189H59ZM63 190H64V189H63ZM70 190H71V189H70ZM72 190H73V189H72ZM72 190H71V191H72ZM124 190H123V192H124ZM258 190H257V191H258ZM21 191H22V190H21ZM51 191H52V190H51ZM76 191H77V192H76ZM125 191H126V190H125ZM133 191H134V189H133ZM148 191H149V192H148ZM263 191H264V189H263ZM45 192H46V191H45ZM47 192H49V191L47 190ZM59 192H60V191H59ZM61 192H62V191H61ZM64 192H66V191L64 190ZM73 192H74V191H73ZM113 192H114V191H113ZM137 192H138V191H135V192H133V193L138 194L137 196L140 197V194L137 193ZM255 192H256V191H255ZM15 193H16V192H15ZM33 193H34V194H33ZM41 193H44V192L41 191ZM57 193H58V192H57ZM57 193H56V194H57ZM70 193H72V192H70ZM142 193H141V194H142ZM2 194H4V195H2ZM45 194H46V193H45ZM59 194H60V193H59ZM66 194H69V193H66ZM66 194H65V195H66ZM79 194H80V195H79ZM98 194H101V195H98ZM129 194H130V192H129ZM252 194H253V195H252ZM23 195H24V197H23L24 199L21 198L22 195H20L19 198H21V200H17V201H18V204H19V201H21V203H23V205L25 204V203H24V200H25L26 198H25V194H23ZM47 195L49 196L48 193H47ZM50 195H51V193H50ZM62 195L64 196V194H62ZM72 195H74V193H72ZM117 195H118V196H117ZM122 195H125V196H122ZM126 195H127V196H126ZM131 195H132V196H131ZM30 196L35 197L36 199H34V198L31 199ZM78 196H77V197H78ZM121 196H122V197H121ZM130 196L133 197V199H134V201H132V198H131V197H130L131 200L129 199L130 202H131V204L133 205V206H131L130 208L135 207V209L133 208V209H134L133 213H134V212H135L136 214H137V213H142V212H143L142 210H145V208L143 207V205L140 204V203L142 202V201H141V199H142L141 197H143V196L141 195V197L139 198L141 202L138 201V197H137V196H136V199H135V198H134V195H133L132 193L130 194ZM251 196H252V198H251ZM58 197H59V196H58ZM69 197H71L70 194H69ZM73 197H75V196H73ZM73 197H72V198H73ZM79 197H78V198H79ZM94 197H93V199L95 200ZM118 197H119V198H118ZM120 197H121V198H120ZM259 197H260V196H259ZM3 198H4V197H2V199H3ZM29 198L31 199L30 201H29ZM47 198H48V197H47ZM117 198L120 199V200L123 201V202H119V201L117 200ZM6 199H5V200H6ZM65 199H66V198H65ZM65 199H61V201L63 200V202H64ZM145 199H146V198H145ZM145 199H144V200H145ZM173 199H174V200H173ZM256 199H257V198H256ZM3 200H4V199H3ZM5 200H4V201H5ZM22 200H23V202H22ZM35 200H38V201L40 200V201L38 202V201H35ZM57 200H58V199H57ZM57 200H56V201H57ZM76 200H77V199H75L74 201H76ZM115 200H117V201H115ZM171 200H172V202H170ZM260 200H261V199H260ZM15 201H16V199H14V205H13V204L10 205L11 208H10V207L8 208V206H6V205L4 206V208L7 207L6 210L8 209V210H9V214H11V215L9 216V214H8V216H7V215H6L7 212H6V210H5V213H4L3 217L5 216L6 219H7V217H8V219H9V218H10V219H9V220H8V219L6 220L5 218L3 219V217H2V219H1L2 222L0 221V223H1L2 226H3L4 224H7V227H8L9 230H10V226H11V229H12V227H14V225H15L14 221L12 222V220H17V216H16V215H13L12 212L14 213V210H16V209L18 210V206L21 204V203H20V204L18 205V204H17V201H16V205H15ZM61 201H60V202H61ZM124 201H125V202H124ZM251 201H252L253 204H250ZM258 201H259V199L257 200V203H258ZM2 202H3V201H2ZM2 202H1L0 205H1V207L3 208V206H2L3 203H2ZM5 202H6V201H5ZM57 202L59 203V201H57ZM63 202H62V203H63ZM79 202H80V201H79ZM116 202H117V204H118V202H119L120 204L123 203L122 205H123V208H124L125 210L121 208L122 206H120V205L118 206V205L116 204ZM128 202H129V201H128ZM143 202H144V201H143ZM6 203H7V202H6ZM73 203H74V202H73ZM89 203H90V202H89ZM145 203H146V202H145ZM147 203H146V204H147ZM263 203H264V202H263ZM64 204H67V202L64 203ZM131 204H130V205H131ZM143 204H144V203H143ZM150 204H147V205H149V207H150ZM152 204H151V205H152ZM170 204H172V205H170ZM178 204H179V203H178ZM180 204H181V203H180ZM12 205H13L14 207H13ZM17 205H18V206H17ZM57 205H58V204H57ZM59 205H60V204H59ZM59 205H58V206H59ZM78 205H79V204H78ZM96 205H95V206H96ZM99 205H100V204H99ZM104 205H103V206H104ZM147 205H145V206H147ZM175 205H176V204H175ZM192 205H191V206H192ZM250 205H251V206H250ZM257 205H258V204H257ZM16 206H17V207H16ZM21 206H22V205H21ZM24 206H25V205H24ZM61 206H62V205H61ZM71 206H72V205H71ZM83 206H84V205H82L81 207H83ZM100 206H102V205H100ZM173 206H174V205H173ZM187 206H188V207H187ZM240 206H238V207H240ZM249 206H250V207H249ZM15 207H16V209H13V208H15ZM53 207H54V206H53ZM74 207H76V206H74ZM77 207L79 208V206H77ZM84 207H85V206H84ZM92 207L94 208V206L92 205L90 210L93 209ZM174 207H175V206H174ZM177 207H178V206H177ZM229 207H230V208H229ZM248 207H249L250 209H249ZM4 208H3V210H4ZM57 208H58V207H57ZM78 208H77V209H78ZM143 208H144V209H143ZM150 208H151V207H150ZM162 208H164V207H162ZM186 208H184V209H186ZM227 208H228V209H227ZM253 208H254V206H253ZM10 209H12V210H11V213H10ZM128 209H129V208H128ZM133 209H131V210H133ZM175 209H176V208H175ZM179 209H180V208H179ZM192 209H193V207H192ZM24 210H25V209H24ZM53 210H54V211H53ZM72 210H73V209H72ZM79 210H80V209H79ZM81 210H82V209H81ZM81 210H80V211H81ZM90 210H89V211H90ZM95 210H96V209L92 210L91 212L93 213V211H95ZM97 210H98V209H97ZM151 210H152V209H151ZM168 210H169V209H168ZM176 210H177V209H176ZM176 210H175V211H176ZM186 210H187V209H186ZM186 210H185V211H186ZM236 210H237V209H236ZM0 211H1V210H0ZM68 211H69V212H68ZM141 211H142V212H141ZM164 211H165V210H164ZM180 211H181V210H180ZM97 212H98V211H97ZM130 212H131V211H130ZM144 212H147V211H144ZM151 212L153 213V211H151ZM162 212H163V211H162ZM165 212H166V211H165ZM172 212H173V211H172ZM188 212H190V211H188ZM188 212H186V213H188ZM232 212H234V211H232ZM235 212H236V211H235ZM15 213H16V212H15ZM18 213H19V212H18ZM169 213H170V212H169ZM169 213H168V214H169ZM174 213H175V212H174ZM194 213H193V214H194ZM228 213H229V212H228ZM20 214H21V213H20ZM78 214H79V213H78ZM97 214H98V215H97ZM142 214H143V213H142ZM144 214H145V213H144ZM147 214H149V213H147ZM171 214H172V213H171ZM178 214H179V213H178ZM190 214H191V213H190ZM197 214H196V215H197ZM220 214H221V213H220ZM236 214L239 215V213H236ZM79 215H80V214H79ZM91 215H92V214H91ZM96 215H97V217H96ZM173 215H174V214H173ZM186 215H187V214H186ZM191 215H192V214H191ZM196 215L194 214V216L192 215V217H194V221H195V222H198V221L200 220V218H198L199 220H197V219H196L197 217H195ZM225 215H226V214H225ZM238 215H237V217H238ZM251 215H253V214H249V215L246 216V217L250 219V217H252ZM259 215H260V214H259ZM11 216H12V218H11ZM13 216H15V218H13ZM134 216H135V214H134ZM167 216H168V215H167ZM183 216H184V215H183ZM183 216H182V217H183ZM189 216H190V215H189ZM221 216H222V215H221ZM221 216H220V217H221ZM95 217H96V218H95ZM126 217H127V218H126ZM132 217H133V216H132ZM137 217L139 218V216H137ZM148 217H149V215H148ZM169 217H170V216H169ZM216 217H217V218H216ZM235 217H236V216H235ZM240 217L242 218V216H240ZM23 218H24V217H23ZM23 218H21V219H23ZM90 218H89V219H90ZM188 218H189V217H188ZM222 218H223V216H222ZM253 218H255V217H253ZM261 218H262V217H260V219H261ZM21 219H20V220H21ZM136 219H137V218H136ZM140 219H141V217H140ZM142 219H143V218H142ZM145 219H146V218H145ZM179 219H180V218H179ZM179 219H178V220H179ZM192 219H193V218H192ZM192 219H191V220H192ZM195 219H196L197 221H196ZM219 219H221V218H219ZM227 219H228V218H227ZM233 219H234V218H233ZM244 219H245V216L243 217V220H242L243 222L241 221V219H240V221H238L239 223H240V222H242V223H240V224H238V222H237V224L234 223V224H235V225L233 224L234 226H233V225H231V226L228 225V226L225 228L226 231H225V229H223V230L225 231V238H226V239H225V243H226V244H223V243H222L221 245H227V244H229L231 241L234 242L233 239L236 240V236H235L236 234H237V238H240V239H241L242 237H245V239L247 238V240H250V241L253 240L252 242H254V239H256V237H258L259 235H261V234L263 235V232H264V231H263V228L260 229L261 227L258 226V225H262V224H258V222H259L258 218H257L258 221L255 220V219H253V220L257 221V223H255V224H253L252 222H250L249 219H245V222H244ZM4 220H5L7 223L4 222ZM91 220H92V219H91ZM137 220H138V219H137ZM148 220H149V219H148ZM175 220H176V219H175ZM185 220H186V218H185ZM212 220H214V221H212ZM225 220H226V219H225ZM248 220H249V221H248ZM26 221H24V222H26ZM117 221H118V222H120V221H125V222H126L125 226H127V225L129 224L127 227L130 226L131 228H130V227H129V228H130L132 231H129V229H128V231L125 232V230L127 229V227H125V226H124V227H125V230H124V231H122V232L119 231L118 227H119V226H122V225H121L122 223L120 224V223H118ZM130 221H131V222H130ZM138 221H139V220H138ZM143 221H144V219H143ZM164 221H167V219H166V220L164 219ZM170 221H171V219H170ZM173 221H174V220H173ZM181 221H182V220H181ZM192 221H193V220H192ZM192 221H191V222H192ZM211 221H212V222H211ZM219 221H220V220H219ZM227 221H228V220H227ZM128 222H130V223H128ZM145 222H146V221H145ZM177 222H178V221H177ZM177 222H176V223H177ZM199 222H200V221H199ZM235 222H236V221H235ZM262 222H263V221H262ZM3 223H4V224H3ZM16 223L18 224V220L16 221ZM32 223H33V224H32ZM117 223L120 224V225H116ZM140 223H141V222H140ZM172 223H173V222H172ZM174 223H175V222H174ZM186 223H187V222H186ZM192 223H194V222H192ZM208 223H209V224H208ZM210 223H211V224H210ZM217 223H218V222H217ZM230 223H232V222H229L228 224H230ZM259 223H261V222H259ZM13 224H14V225H13ZM17 224H16V225H17ZM34 224H35V225H34ZM92 224H95V223L92 222ZM98 224H99V222H98ZM178 224H179V222H178ZM184 224H185V223H184ZM221 224H222V225H221ZM223 224H224V223H220L221 226H223ZM257 224H258V225H257ZM8 225H9V226H8ZM16 225H15V226H16ZM123 225H124V224H123ZM136 225H137V224H136ZM173 225H174V224H173ZM188 225H189V224H188ZM188 225H187V226H188ZM190 225H191V224H190ZM2 226H0V229H2ZM18 226H19V227H18ZM18 226L15 227V228H17L16 230L13 229V230L10 231V233H11L12 231H14V233L12 232V234H10V233L8 232V233L10 234V238H12V239L15 238V236H13V237H11V236H12V235H17V234H15L16 231H17V232L20 231V232L18 233L17 236H19V234L21 233V234H24V236H25L26 239H27V237H29L28 239H32V238L34 239V238H35V237H32L33 235L30 234V233H29V234L32 235V236H29V235L25 234V231H23L24 233H22V232H21L22 230H18L19 228H20V229H23V227H20V226H22V225L18 224ZM93 226H94V225H93ZM117 226H118V227H117ZM183 226H184V225H183ZM194 226H195V223H194ZM198 226L200 227V225H198ZM205 226H206V225H205ZM207 226H206V227H207ZM209 226H208V227H209ZM3 227H4V226H3ZM124 227L122 226V228H124ZM169 227H170V226H169ZM179 227H180V226H179ZM179 227H178V228H179ZM195 227L197 228V225H196ZM203 227H204V226H203ZM217 227L219 228V226H217ZM217 227H213V229L215 228V230H216ZM119 228H120V227H119ZM132 228H133V229H132ZM218 228H217V230H218ZM220 228H221V227H220ZM220 228H219V231H220ZM222 228H223V227H222ZM8 229L6 228V231H7ZM32 229H33V227H32ZM141 229H143V228L140 227V230H141ZM145 229H146V228H145ZM172 229H175V228L172 227ZM187 229H188V228H187ZM191 229H192V228H191ZM199 229H200V228H199ZM199 229H197V230H199ZM213 229H212V230H213ZM4 230H5V227H4ZM4 230H3V231H4ZM9 230H8V231H9ZM183 230H184V229H183ZM192 230H193V229H192ZM217 230H216V232H214V233L211 232V234H210V233H206V234H203V235H206L205 237L208 238L207 236H208V234H210V235H209V238H210L209 241H211L212 238H213L212 241H214V240H215L214 237H216V236L219 235V234H217V233L219 232V231H217ZM223 230H222V232H223ZM259 230L262 231V233H261ZM0 231L3 232L2 230H0ZM6 231H5V232H6ZM26 231H27V230H26ZM138 231H139V230H138ZM142 231H143V230H142ZM152 231H153V230H152ZM178 231H179V230H178ZM190 231H191V230H190ZM194 231H196V230H194ZM199 231H200V230H199ZM129 232H132V233L130 234ZM188 232H189V230H188ZM207 232H208V231H207ZM259 232H260L261 234H260ZM32 233H33V232H32ZM36 233H37V232H36ZM92 233H93V234H92ZM122 233H123V234H122ZM126 233H127V234L129 233V236H128L129 241H127L126 238H125V236L127 235ZM140 233H142V232H140ZM140 233H138V235H139ZM144 233H145V232H144ZM148 233H149V232H148ZM148 233H147V234H148ZM178 233H179V232H178ZM180 233H182V232H180ZM183 233H184V231H183ZM215 233H216L217 235H215ZM223 233H224V232H223ZM3 234H4V233H3ZM184 234H185V233H184ZM187 234H188V233H187ZM189 234H190V233H189ZM194 234H196V233H194ZM198 234H197V236H198ZM212 234H214L215 236L212 235ZM258 234H259V235H258ZM26 235H27V236H26ZM34 235H35V233H34ZM36 235H35V236H36ZM123 235H124V236H123ZM140 235H141V234H140ZM145 235H146V234H145ZM192 235H193V231H192ZM192 235H191V236H192ZM203 235H202V236H203ZM17 236H16V237H17ZM121 236H122V237H121ZM143 236H144V235H143ZM150 236H151V235H150ZM156 236H157V235H156ZM160 236H161V235H160ZM183 236H185V235H183ZM187 236H188V235H187ZM187 236H186V237H187ZM194 236H196V235H194ZM202 236H201V237H202ZM8 237H9V236H8ZM22 237H23V236H22ZM30 237H31V238H30ZM136 237H137V235H136ZM141 237H142V236H141ZM148 237H149V234H148ZM158 237H159V236H158ZM181 237H182V236H181ZM192 237H193V236H192ZM192 237H191V238H192ZM198 237H199V236H198ZM222 237H224V236H222ZM222 237H221V238H222ZM263 237H264V236H263ZM263 237H262V238H263ZM0 238H1V237H0ZM121 238H125V239H124V240H123V239L121 240ZM193 238H194V237H193ZM216 238H217V237H216ZM253 238H254V239H253ZM258 238H259V237H258ZM260 238H261V237H260ZM2 239H3V238H2ZM4 239H5V238H4ZM20 239H23L24 242H28L29 244H30V242H31V240H30V242H29V241H26V239L21 238V236H20ZM20 239H18V237H17V239H16V238L13 239L14 241H11L10 243H14L16 240H20ZM101 239H102V240H101ZM146 239H147V237H146ZM146 239H144V240H145V243H147V242H146V241H147ZM150 239H151V238H150ZM178 239L181 240L182 238H181V239L178 238ZM178 239H177V240H178ZM217 239H218V238H217ZM217 239H216L215 241H217ZM137 240H138V239H137ZM137 240H136V241H137ZM139 240H140V239H139ZM154 240H155V239L153 238V240L151 239V241H150V240L148 241V244H147L148 247H150V246H149V243H151V242L154 241ZM179 240H178V241H179ZM192 240H193V239H192ZM197 240H198V238H197ZM220 240H221V239H220ZM20 241H22V240H20ZM23 241H22V244H23ZM76 241H77L78 243H76ZM169 241H170V240H169ZM32 242H33V241H32ZM73 242H74L75 244H74ZM132 242H135V241H132ZM154 242H155V241H154ZM193 242H194V240H193ZM218 242H219V243H220V242H224V240H221V241H218ZM256 242H258V239H257ZM256 242H255V243H256ZM259 242H260V240H259ZM15 243H16V242H15ZM15 243H14V244H15ZM72 243H73V244H72ZM100 243H101V244H102V243H105L106 246H103V247L101 246V248L99 247V248H100V249H99V248H98V244L100 245ZM141 243H142V242H141ZM145 243H143V244L145 245ZM163 243H164V242H163ZM167 243H168V242H167ZM170 243H171V242H170ZM175 243H176V242H175ZM175 243H174V244H175ZM195 243H196V242H195ZM197 243H198V242H197ZM199 243H201V242L199 241ZM202 243H203V245H204L203 247H205L206 242H205V244H204V242H202ZM202 243H201V244H202ZM234 243H235V242H234ZM249 243H250V242H249ZM29 244H28V245H29ZM122 244H120V245L118 244L117 246H118V247H119V246H122ZM230 244H231V243H230ZM237 244H239V243L237 242ZM17 245L19 246V243H17ZM17 245H16V246H17ZM28 245H26V243H25L24 247L28 248V247H27ZM30 245H31V244H30ZM30 245H29V247H30ZM123 245H125V244H123ZM126 245H125V246H126ZM131 245H133V244H131ZM144 245H143V246H144ZM157 245H158V243H157ZM180 245H182V244H180ZM194 245H195V244H194ZM198 245H199V244H198ZM241 245H242V244H241ZM254 245H255V244H254ZM262 245H263V244H262ZM21 246H22V245H21ZM125 246H124V247H125ZM136 246H138V245H136ZM145 246H146V245H145ZM195 246H197V245H195ZM199 246H201V245H199ZM216 246H219V245L217 244ZM230 246H231V245H230ZM245 246H246V245H245ZM263 246H264V245H263ZM24 247H23V249H24ZM140 247H141V246H140ZM140 247H139V248H140ZM165 247L167 248L168 246H165ZM165 247H164V248H165ZM177 247H178V244H177ZM185 247H186V246H185ZM201 247H202V246H201ZM227 247H228V246H227ZM251 247H252V246H251ZM16 248H17V247H16ZM19 248H20V247H19ZM120 248H121V247H119V251H120ZM126 248H127V247H126ZM129 248H130V247H129ZM131 248H133V249L135 248V251L137 250V251L140 252V249H139L138 247H137V248H138L139 250L136 249V247H134V246L131 247ZM131 248H130V250H131ZM144 248H145V247H144ZM186 248H187V247H186ZM189 248H190V247H189ZM195 248H196V247H195ZM197 248H198V247H197ZM197 248H196V249H197ZM217 248H218V247H216V249H217ZM221 248H225V247L222 246ZM232 248H233V247H232ZM234 248H235V247H234ZM260 248H261V247H260ZM30 249H27L28 252H29ZM52 249H51V250H52ZM115 249H116L117 252H118V248H115ZM133 249H132L131 252H134ZM154 249H155V250H154ZM154 249H153L154 251H151V253L153 252V253H152L153 255H151V257L153 256L152 259H153L154 262H153L151 259L149 260V262L152 261L153 264H155V262L157 263V261H158V262H159V261L161 262V259H160V258H159V260L157 259V257H160V256H158V253H159V255H160V252H161V251H159V250L157 249V247L154 248ZM179 249H180V248H179ZM184 249H185V248H184ZM247 249H248V248H247ZM257 249H258V248H257ZM14 250H15V249H14ZM14 250H13V252H14ZM35 250H34V251H35ZM68 250H70V252H68ZM74 250H75V249H74ZM76 250H77V249H76ZM80 250H81V249H80ZM116 250L113 251V248H111L110 253H111V252H116ZM151 250H152V249H151ZM189 250H190V249H189ZM201 250H203V249H201ZM233 250H234V249H233ZM233 250H232V251H233ZM250 250H251V249H249V251H250ZM253 250H254V249H253ZM19 251H20V249H19ZM21 251H22V250H21ZM21 251H20V252H21ZM37 251H36V253H34V255H36V254L38 255V254H39V253H37ZM81 251H82V250H81ZM137 251H136V252H137ZM147 251L149 252V250H147ZM179 251H180V250H179ZM223 251H224V250H223ZM235 251H236V250H235ZM254 251H255V250H254ZM259 251H260V250H259ZM263 251H264V250H263ZM74 252H75V251H74ZM107 252H109V251H107ZM163 252H164V251H163ZM176 252H177V251H176ZM246 252H247V251H246ZM250 252H251V251H250ZM62 253L65 254V256H64ZM75 253H76V252H75ZM129 253H130V251H129ZM165 253H166V252H165ZM183 253H184V252H183ZM188 253H189V251H188ZM223 253H224V252H223ZM239 253H240V252H239ZM252 253H253V252H252ZM260 253H262V254H259V253H258L257 255H255V256L252 257V259H255L256 264H262V263L264 264V261H263V260H264V253H263V252H260ZM18 254H19V253L15 254L13 257L18 256ZM23 254H24L23 257L26 256L24 252H23ZM27 254H28V253H27ZM61 254H62V256L60 257ZM103 254H105V253H103ZM130 254H131V253H130ZM134 254H136V253L134 252ZM137 254H139V253H137ZM137 254H136V255H137ZM170 254H171V253H170ZM178 254H179V253H178ZM181 254H182V253H181ZM185 254H186V253H185ZM224 254H226V253H224ZM224 254H223V255H224ZM235 254H236V253H235ZM247 254H248V253H247ZM247 254H246V256L248 257ZM250 254H251V253H250ZM254 254H255V253H254ZM254 254H253V255H254ZM37 255H36V256H37ZM40 255H38V258L40 257ZM53 255H54V256H53ZM110 255H112V253L109 254V256H110ZM115 255H116V254H115ZM117 255H118V253H117ZM119 255H120V254H119ZM119 255H118V256H119ZM128 255H129V254H128ZM140 255H141V254H140ZM145 255H146V253H145ZM187 255H188V254H187ZM229 255H230V254H229ZM71 256H72V255H71ZM74 256H75V255H74ZM78 256H81V255H78ZM105 256H106V254H105ZM147 256H148V255H147ZM167 256H168V255H167ZM174 256H175V255H174ZM183 256H184V255H183ZM188 256H189V255H188ZM192 256H193V254H192ZM192 256H190V257L192 258ZM198 256H199V254H198ZM230 256H231V255H230ZM41 257L43 258V257H44V254H43ZM54 257H55V258H54ZM72 257H73V256H72ZM112 257H113V256H112ZM163 257H164V256H163ZM190 257H189V258H190ZM194 257H195V256H194ZM240 257H242V255H241ZM21 258H22V257H21ZM42 258L39 259V262H40V260H41ZM64 258H63V259H64ZM98 258H99V260H98ZM109 258H110V257H109ZM149 258H150V257H149ZM154 258H155V259H154ZM161 258H162V255H161ZM164 258H165V257H164ZM187 258H188V257H187ZM189 258H188V259H189ZM227 258H229V257H227ZM248 258H249V257H248ZM23 259H24V258H23ZM28 259H29V258H27V260H28ZM33 259H34V258H33ZM33 259H32V260H33ZM47 259H49V258L47 257ZM54 259H55L56 261H55ZM61 259H62V258H61ZM61 259H59L60 264H61V261H63L62 264H65V263H64V260H65L66 258H65L64 260H63V259L61 260ZM67 259H68V258H67ZM84 259H85V261H84ZM104 259H105V258H104ZM156 259H157V260H156ZM169 259H170V256H169ZM243 259H244V258H243ZM17 260H18V259H17ZM29 260H31V259H29ZM29 260H28V261H29ZM32 260H31V261H32ZM95 260H96V261H95ZM97 260H98V261H97ZM102 260H103V261H102ZM162 260H163V258H162ZM165 260H166V259H165ZM179 260H180V259H179ZM183 260H184V259H183ZM195 260H196V258H195ZM195 260H194V262H195ZM237 260H238V259H237ZM245 260L247 261V259H245ZM141 261H142V260H141ZM173 261H174V260H173ZM197 261H198V260H197ZM200 261H201V260H200ZM242 261H243V260H242ZM250 261H251V259H250ZM17 262H18V261H17ZM17 262H16V263H17ZM21 262H22V261H21ZM33 262H34V260H33ZM39 262H37V263L35 262V263L38 264ZM45 262H46V260H45ZM92 262H93V263H92ZM143 262H145L144 259H143ZM198 262H199V261H198ZM198 262H197V263H198ZM18 263H19V262H18ZM24 263H26V262H24ZM29 263H30V262H29ZM46 263H47V262H46ZM102 263H101V264H102ZM140 263H141V262H140ZM140 263H139V264H140ZM165 263H166V261H165ZM170 263H171V262H170ZM217 263H218V262H217ZM241 263H242V262H241ZM244 263H245V262H244ZM244 263H243V264H244ZM254 263H255V262H254ZM26 264H28V263H26ZM32 264H34V263H32ZM42 264H43V263H42ZM66 264H67V263H66ZM79 264H80V262H79ZM86 264H88V263H86ZM142 264H144V263H142ZM145 264H146V263H145ZM147 264H149V263H147ZM161 264H162V262H161ZM168 264H169V263H168ZM183 264H184V263H183ZM239 264H240V263H239Z\"/></svg>",
  "mask_w": 264,
  "mask_h": 264
},
{
  "label": "snow or ice",
  "instance_id": "snow-or-ice-1",
  "mask_svg": "<svg viewBox=\"0 0 264 264\" xmlns=\"http://www.w3.org/2000/svg\"><path fill=\"white\" fill-rule=\"evenodd\" d=\"M118 43L120 42V41H117Z\"/></svg>",
  "mask_w": 264,
  "mask_h": 264
}]
</instances>
